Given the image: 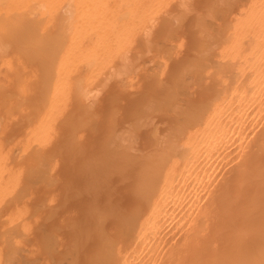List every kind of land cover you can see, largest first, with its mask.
Listing matches in <instances>:
<instances>
[{"label": "bare ground", "instance_id": "1", "mask_svg": "<svg viewBox=\"0 0 264 264\" xmlns=\"http://www.w3.org/2000/svg\"><path fill=\"white\" fill-rule=\"evenodd\" d=\"M168 1H170V0H0V56H2V57H0V59H5V58L8 59L9 56L11 58V54L9 52L8 53L10 55L8 54L9 56L8 55L5 56V54H7L6 50H10V48H12L11 50L13 52L14 51L18 52V50L20 48L22 50H19L20 54L17 57V59L20 58L21 55L23 56V55L27 54L25 56L26 57L28 56L32 60L31 59L30 60L27 59L28 57L27 58L24 57V58H25V60L27 59V61H29V62L32 61L31 63L28 62L30 65L31 64L32 65L35 64L36 61H37V63H40L41 61L44 60L46 62L45 63L43 61L44 64H46V66H49V65H47L48 61H46V59L52 61V62H50L51 63V65L49 66L50 69H48L47 67H43V66H45L43 63H42V66H40V68L34 69V71L35 70H40L41 71L43 69L45 72L48 69L49 71L47 70V72H51V74L50 73H45L47 75V76L45 75V78L49 77V75H50V78L49 79L47 78L48 79V83L47 82L45 83V81L44 82L42 81V80H47V79H44V77L41 80L43 82V84L44 83H45V85L47 84L46 87H41L42 91L43 92H44V90L46 91V88H47V91H46V93H44V95L46 94L45 96H43V92L41 91L42 92L41 96H42V98L43 97L44 98H43V100L40 103V106L38 108V112L36 111L37 115L34 114L36 117L34 116L33 119L31 118V120H30V118H28V117H30V115H29L30 112L28 113V111H30V110H28L30 107H28V109L26 108L28 111L26 110L25 113H24V109H25V106L27 105V103H25L26 105L25 104L22 105L26 101L30 104V101H29L30 100L29 99L30 96H28L29 98L25 99L26 101L23 99L25 97V95H27V92H28V91H26V89L28 88L27 86L31 84V83H29V84L27 83V82H29L30 78L29 79H24V80L22 79L23 75L26 74L25 69L27 70V68H29L28 64H26V62H24L26 64L25 66H27V68L25 67V69H24L25 72L24 73L19 74L21 78L20 79L17 78V79H19V81L21 80L20 82H22V80L24 81V83L23 82L22 83H18L17 82L20 85V88H18L19 90L17 89L19 91V93L20 92H22V93L26 92V94L23 93L24 97L21 98V94L22 93H20V94L17 93V90L15 91V93L12 92V91H14V89L11 91L12 92L11 94L10 93L8 94V92H10L9 89H7L8 91L5 89L7 93L3 92L4 88L2 89V87L5 84L2 85L4 81L0 80L1 81L0 84L2 85V86L0 85V90H1L0 91V96L6 95V96H2V98H5V100H6V97H7V101H8V99L10 101V102H7V101L2 99L3 102H4L3 103L4 104V110H7V112L4 111L3 113L4 114L7 113L6 114V118L7 119L5 120V118L4 119L2 118L0 120V123H2L1 121L7 122V126L9 128L11 126V128H12L13 125H11V124L14 122V119H16L18 117L13 118V121H12L11 118H10V117H13V116H10L11 113L14 114L16 112V114H17V111L19 110L18 111L19 113L16 116L20 115V117H21V114H22L21 112H23L24 117H25V114H27V113L29 115L27 117L28 121H29V124L27 126L28 128H26V132H25L24 138L20 142L16 140L17 144L15 142H13V141H15V139H14L15 137H13L14 140L11 139V138H8V140H7L5 137H3V136H7L6 132L9 133V136H10V133H11L10 131H8V129H9L8 127L7 128L5 127L7 130H5V128H3V125L6 126V123L5 124L3 123V124L0 125V127L5 130V132H3L4 130L0 129V134H1L0 138L2 137V141L0 140V203L1 204L4 201V198H6L7 195L12 193L11 191L15 187H17L16 185L18 184L19 179H20L19 178L20 177L19 176L20 175L19 174V170H20L19 167L21 166L20 163H19V167L17 168L19 170L15 169L14 166H15L16 163L14 162L13 167H11V165L13 164V160L11 162L9 158H11V155H16V154L9 153L10 151L12 152L13 149L11 148L12 150L11 149L9 150L8 148H10V146L7 147L8 145L5 146V145L2 144V142L5 141L6 144L7 143L9 144V143L12 142L13 145L15 144L16 146L18 145V142L22 143L23 145L21 144V146H23V148H20L18 150H20V151L22 150L23 153L26 152L25 149H28L27 147L31 148L32 146H35V145L38 147V149L36 147H33L34 148L33 150L36 151L35 153H37L36 154L37 156L31 157V158H33L35 160V158L40 155L38 157V159L39 158H41V159L40 160L36 159V160H38L39 163L35 160V163L37 165H39L38 168L36 169V164H34L35 167L30 165L31 168H30L29 165H28L29 168L26 165V167L28 168L27 172H29V169H30V171H32L31 169L34 167L33 168L34 172H32V173L30 172L31 175L33 174V176H30V174L27 173L26 171H25L26 173H24V171L22 172L20 170V172H22L25 175L24 176L21 173L23 178H24V180H27V181H25L26 184H29V185L25 186L24 182L21 184V181L23 180L22 176H21L22 180L20 179L21 181H20V184H18V185H23L22 188H25V190L24 189H22V190L24 192V191L30 190L29 189V188H31L30 184L31 185L32 184L33 185H35V184H43V181H46V179L48 178V176L45 173V170L47 169V165H48L47 162H49V161H46L48 159V158H46V157H48V154H45L46 153V149L42 150L43 148H46V147L41 148V146L44 145V143L46 141H47L46 143H48V141H50V144H51V140L53 139L52 137L54 136V133H55V127H53L52 124H55V126H56L57 124H59L61 122V121L58 122V120H60V117L61 118L64 117L65 113H63V112H65V111L64 110L62 111V109H64L65 106H66V103H65V101L67 102L66 99L71 98V100L69 99V102H67V105L69 106L70 104H72V102H70V101H74L75 99L79 98V97H77L78 94H79V96L81 95L83 97H84L85 94L87 95L88 92L85 93L84 90L86 88L88 89V87H90L89 84H88L89 86L87 85L86 81L82 80L83 78L80 79V77L77 76V73L79 72L78 70L80 68H82L81 65L83 64L82 65L83 67H85V65H86V71L85 72L88 71L87 72L88 74L90 73V75H91L92 72H95V73L92 74V75L95 74L93 76V78H91L90 75H87L86 78H85V76L83 74L84 80H88V83H89V80L97 79V80H94V81L98 82V79L100 80L101 79L100 77L105 75L103 73L108 71L107 70V71L103 72L102 73L103 75L101 76L100 75L101 74L100 71L104 70V69H101V68H104L103 66H106V64H107V66L111 65V67H113L112 66L113 61L114 62L117 61L119 55H120V57L122 56L121 54H119L121 52L120 50H119L120 52L118 53V49H122L124 47L122 49V51L125 49L124 52H123L124 54L122 53L123 54L122 57H124V58L121 57L119 60L120 61L124 60L125 62L127 61L126 65L128 64L127 66H129V67H126L123 61H122L123 62V64H122V62L120 63V61L118 60V64L119 65L121 64L120 65L121 67L119 65H117L116 62H115L116 64L113 63L114 66L117 65V66L120 67V68L118 67V69L116 67H113V69H115V70L117 69L116 73H118L120 70L124 69L123 70L124 74L120 75L121 74L120 72H122V71H120L118 75H120L121 77L116 76L117 74L115 72H113L115 70H113L112 68H111L112 70H110V67H108L109 68L108 72H110L109 74H111V76H112V72H113V76L111 78L114 77L115 79H117V80H115V82L117 81V84H119L120 86H122L121 84H123V83L126 84V85L123 84V86L125 85L123 88L121 87V89H123L122 90V92H123L125 87L127 86V83L124 80H120L121 82L123 81V83H120L119 79L120 78L123 79V75H125V73H127L126 71H128V73H129V70L133 69V67H134L133 64H135V68H136V66L138 67L137 63H135V62L139 61L137 59H136L137 61L136 60L134 61L131 58V56L129 55L130 52H131L130 46H128L129 49L127 50L126 47H125V46H127L126 43H130V42H128L129 38H131L130 36L131 35L134 36L135 34H137L135 32H137V30H139V29L140 30L144 29V31H146V29H147V33H148V31L151 32V30H148V28L150 29V27L154 26V27H152V29H155V27H156L155 25H157V23H159V22L156 21L157 19H154V18H157V16L155 17V15L157 14V12L161 11L160 8L163 7V5L165 7H166L167 4L171 5L170 3H167ZM172 1L173 0H171L170 2L175 4V2L177 3V1L180 2L182 0H176V1H173V2ZM186 1H187L186 3H188L189 0H186ZM213 1H212V4H213L212 7L210 5H208V6H210V7H208L209 9L213 8V6H214V10L211 9L210 11H219V10H221L222 12L219 11V13L221 12V13L226 14V15L223 14L225 16V19H226V20H224V17H223V21H225V22H227L229 24L230 21H227V19H228V16L230 17L231 15L228 14V12H229L228 10L226 11V6H223L224 4L221 1L222 6L219 9L220 4H215L214 5V3L215 2L219 3L220 1L216 0V1H214V3H213ZM233 1L235 2V0H233ZM113 2H114V4H113ZM246 2H248V4L246 6H245V4L242 5V4L238 3V4L242 5L245 8H244V10H242V9L240 10L241 13L239 15L237 14V13H239L238 12L239 10L237 11V13L235 12L237 17H234L235 19H234V21L231 24H229L230 25L229 27L226 24L227 25V29L224 28V27H226V25L223 24L222 20L221 21L219 20V23L222 22V24L224 26H221L222 24L220 25L218 23V21H217V24H219V26L216 24L217 27L216 26H214V27H216L218 31H219V27L222 30L225 29V30H223L221 32L217 31V33H219V35L217 34L218 36L214 33V31L216 29L215 28L214 29L210 28V27L213 26L212 23L213 22L216 23V21L213 20L212 23L211 22L209 23L212 26H208L209 20H208V22L206 20L207 19L206 17H208V16H209L208 18L211 19V17H213L212 15L215 16L212 19H216L217 13L212 12V14H211V13H209L210 11H208V9L207 10L204 9L205 11H208V13L205 12L204 15L203 14L200 15L201 16L200 18H199V16H197V19H198L197 22L200 23L201 20H199V19L204 17V19L203 18L202 19L205 20L206 25L204 23H202L203 20H202V22L200 24H203V26L205 25L206 27L204 26L205 27V28L203 27L204 29H202V28L199 29L200 26H202V25H200V26L198 25L199 26V28H198L199 30L198 29L196 30L197 27L195 26L196 27L195 28L196 32H198L200 30L205 31V32L200 31L199 34H198L199 36H201L200 34H202L201 39L198 37V39L201 40L200 41L201 43L197 46L198 48H201V49H199L200 51L198 50V52L199 53L202 52V55H200V54H198V56L196 55L197 58L199 57L198 59L196 57H195L196 59L194 57H192L195 60L190 58L191 59L190 61H188V62L185 61V62H187V66H186V64L184 62L185 65L182 64L183 67H178L175 70L178 73L177 78H176V75H175L176 74L175 71L173 72V73H175L174 74L175 76H173V77L176 78V80L179 79V82H182V84L179 85V84H177L178 82L173 81L174 80L173 78H172V80H171V78L170 79L168 78L169 81L171 80L170 83H168V84H171V82L173 81L174 83L176 82L175 84H177L178 87L180 86L181 88H184L186 86L185 89L188 90V91L186 90V92L189 94L190 93L189 92L190 91L189 87L192 86V88H193V86L195 84H196L195 86H197V87L200 84H206L207 83L206 80L208 81L212 77V80L211 79L210 80L213 81V82H211L209 80V84L211 85V83H213V86H211L209 88L208 87L209 84H206L204 86L202 85V87H200L201 85L198 87V89L202 88L201 89L202 91L206 88V90L209 92L208 95H210V98L207 100V102L203 101L205 103L201 102L200 103L201 105L195 106V105H193L194 104L193 103L194 102L193 101L194 97H193L192 98V101H193L192 104H190L191 102L187 101V102H189V103H187L188 104L187 105L185 102H186V100H190V99L188 98L189 97L188 94H187V97L184 96V95H186L185 89H183V90L178 89V87L175 84H173V85H175V87L167 89V87L165 88V86H163L166 83H163V85H161L162 83L160 84V82H162V81H160V78L157 77L159 79V81L157 80L159 85L163 86V87H161L162 91L159 90V92H161V94H162V92H164V93H166V91L168 92V93H166L167 95H165L163 93L165 96L162 94L165 98H163V96L161 94H158L159 100H158V97H157V99H155L156 96H155V98H154V96L153 97L151 96V99H149L151 103L149 102V100H147L148 102L146 101L150 105L149 104H144V109L143 110L141 109V108H143L141 106L140 109H139L141 111H138L139 113L137 112L136 113L137 115L135 114L136 118H135V116L133 114L134 122L130 121L132 123H129V126L126 125L127 127H129L127 130L124 127V129H123L124 133H123L122 130H121L122 132H120V131H118L116 129L117 127H114L116 125V121H114V117H113V120L112 119L109 120L110 122L114 121L112 123H114L115 125L111 123L112 126H110V129L114 128L115 131L112 129L111 131H112L113 135L109 134L108 138H110V136H112L111 140H113L115 137L120 138V136H118V135L124 134L123 136L121 135L122 136L121 138L124 137V139H125L126 137H128L130 139H128L127 141L125 140V142H124L123 139L118 140V138H117V140H115L116 139L115 138L114 142L112 141L113 144H111L110 142H108V141H111V140H109V139L107 140L105 138L106 141L103 140V142H101V143H104V144L105 143L108 144V146H105V147L103 146L104 148H107V150L104 149V153L103 152L102 153L105 154V152L108 151L109 153L106 152L105 156L108 155L109 157H108V159L102 160V159L99 158L100 156L101 157L103 156V154L101 153V155L99 154L98 157L95 156L98 159L93 158V159L97 160V162L96 161L92 162L94 160H92V161L90 160L91 162L87 160V163L89 164V165L86 164V166L89 167L87 174H89V173L92 174V176H90V175L89 176L91 178H93L94 180L91 181L90 177H89L90 179L86 178V180L90 181V183H89V181H86V184L88 183L87 184L88 185L87 189L90 186L89 190L86 193H88L89 191L92 190L91 186L98 187V185L96 184V183H98V180L95 179L96 177H99L98 175L103 174L102 176L99 177V178L102 177V180H105L104 178L108 179L110 177H112L111 178V180H112L114 177H119V176H120V179H121L122 175L125 176V171H126V174H127V172H128L127 170L131 169L134 172V174H132L133 172L131 173L132 175H134V176L131 175L132 176L131 179L134 178V180H135V182L133 181L134 186H135L134 194L136 193L135 194L137 196L136 199L137 200L139 199L138 201L140 203L145 204L146 208L144 207L145 209L141 211L142 206H140L141 209L139 207H137L138 210H133L132 214L129 217L121 215L122 213L120 214V216H118L121 219L120 222L117 225L118 229L116 228L117 231H118V233H117L118 234L117 235L118 238H116L114 240L113 239L111 240V237L109 238V237L106 236L105 239L107 241L105 239L102 240V242H104V243H102V248H99L98 250L96 249L94 251L96 253V255H94V256H97V258H98L97 253L98 254L102 253L101 254V260L99 259L100 260L99 264H166V263H173L174 261H177L179 258L181 259L182 257L183 258H188L187 255L189 253H190V255L192 253V255L189 256L190 260H189V258H188V260L185 259V262L187 260V261H190L191 264H192V262H191L192 261V259H191L192 256H193L192 258L194 260L193 263L195 262L196 264L197 263L198 264H264V174H263V172H264V168H263L264 167V162H263V159L260 160V158H259V156H261V158H262V155H263V152H264V0H246ZM246 2L244 1V3H246ZM182 3L184 4L185 2L182 1ZM182 3H180V4L178 3V4L180 6H182ZM186 3L184 4V6H186ZM210 3H211V0H210ZM236 3L237 2H235V5H233L234 7H236ZM65 4H66L67 8L70 11L68 9H66V11L63 9L64 7H66ZM218 5H219V7H217L216 10H215V7L218 6ZM184 6L181 7L183 11H184V9H183ZM187 6H189V5H187ZM167 7H169V6H167ZM190 7H192L191 3H190ZM61 8L65 11L64 13H63ZM119 8H120V11H119ZM121 8H124V9H121ZM188 8L189 7H187V9ZM222 8H224V9H222ZM187 9L185 10L186 13H187V11L189 12V9L188 10ZM227 9H228V7H227ZM164 10H166V9L164 8ZM194 10H196V9H194ZM235 10H237V9H235ZM61 13H63V15L66 17L65 18L66 20L64 19L65 21L62 19V18H64V16ZM161 13H162V11H161ZM182 13H179V15H181L180 18L184 17L182 15ZM199 13H201V12H199ZM235 13L233 14V16L235 15ZM65 14L69 15L68 18H67V16ZM183 14H185V12ZM187 14H185V15L187 16ZM206 14H211V16L210 15L206 16ZM227 14H228V16H227ZM162 15L168 16L167 13L166 14L163 13ZM179 15L175 16L174 18L178 19ZM219 15H221V14H218V16H217L218 19L219 18L222 19L221 16H219ZM159 16H161V14ZM159 16H158V18H159ZM153 19L156 22L155 24L152 23ZM170 19L172 20L171 17H170ZM184 19L186 20V17ZM177 21H179V19ZM65 22H67V23H65ZM149 22H151L150 24L151 25L153 24V25L150 26L148 24ZM59 24L61 25L60 27H59ZM147 24L149 26H147ZM55 25H58V27L60 29L56 28L57 29V33H53L52 34V32H50V29H52V27L55 26ZM170 25H171V23H170ZM58 29H59V32H58ZM207 29H208V32H210L211 29H212L211 32H212V34H215L214 35L215 37H213L212 34H210L211 32L210 33L206 32ZM140 30H139L138 34L136 35L138 37H139ZM169 30L172 31L173 28L171 27V29H169ZM33 31H35V33ZM53 31H54V29H53ZM161 31H163V30H161ZM166 31H168V30H166ZM224 31H226V33ZM168 32H169L170 35L174 34L173 32H170V31H168ZM204 33H205V35L207 33H208V35L210 34L208 37L212 36L213 39L212 38L210 39V41L212 42V45H216V44H218L217 42H221L220 45L219 44L217 45V49L215 48V46H211L210 47L204 42V40L207 37V36L204 35ZM221 33L224 34L223 35L224 37H222L223 40H220L221 39L220 38L219 39L220 41H219L217 37H219ZM144 34H146V33H144ZM144 34L143 33L141 34L142 37L144 36ZM150 34H152V32ZM150 34L148 35L149 41L151 39L150 38L151 37ZM138 37L136 38L137 41L135 40L136 42L134 41L133 38H131L130 40L133 39V41H131V43L135 42L134 44H137L139 42L138 41ZM37 38L38 39L40 38V40L43 38V39H46V41L43 40V42H42V40H41L40 41L41 43H40V42H38L39 41L38 40L37 41L38 43L36 42L37 43L36 44L34 41H36ZM139 38H141V37H139ZM146 38H147V35H146ZM216 38H217V40H216ZM198 39H197V41H199ZM214 39L217 42L216 41L213 42ZM7 40L11 41V43H15V45H13V44H11L9 42H6ZM47 40H48V42H47ZM50 40H51L52 43L51 42L49 43ZM44 41L47 42V44L48 43L51 44V45L48 44V46H51V47H48V48L46 47L45 48V46H47V45L45 43V46H44ZM143 41L145 42V40H143ZM147 41H146V43L148 44ZM169 41H171L170 42L171 44H173V42H174V41L172 42L171 38H169ZM169 41H168V43H169ZM207 42H209V39H208ZM8 43H9L10 47H8ZM33 43H35V44L32 45ZM39 43H40L41 46H44V48L46 50L43 47H39L40 46ZM131 43L128 44V45H132ZM149 43H150V47H149V45H147L149 47V50H148L149 54L150 53H154L153 50H154L155 47H151V44H153V41H152V43L151 42H149ZM164 43L162 45L159 43L160 44L159 45V49L163 50V52L166 53L165 54L166 56H169V53L167 55V52H168L167 49H163L165 47V45H167L168 43L166 42L165 45H164ZM210 43H208V44H210ZM140 44H142V43H140ZM171 44L169 46L170 50L172 48ZM11 45H13V47ZM36 45H38L37 46L38 48L36 47L37 50L35 48ZM181 45L182 44L179 43L180 47H182ZM15 46H17L19 48H15L16 50L15 49L13 50V48ZM31 46L33 48H35L34 49L35 51L31 48ZM152 46H154V44ZM156 46H158V45L156 44ZM160 46L162 48H160ZM175 46H176V43H175V45L173 47L175 48ZM145 47H144V49H145ZM148 47H146V48H148ZM212 47H214V49H216V50H214ZM7 48H9V49H7ZM30 48H31L32 51L29 50ZM165 48H167V46ZM177 48L174 49L175 52H178ZM211 49H212V52H214V54H216L215 56L211 52ZM11 50H10V52H11ZM116 50H117V52H116ZM155 50H156L155 52H157L156 48H155ZM28 51L29 52H33L34 51L35 55H32L33 53H31V55L33 57H30V55H28L29 54ZM128 51H130V52H128ZM174 51H171V52L169 51V52H170V54L173 53L175 55ZM196 51H197V49H196ZM215 51H216V53H215ZM23 52H24V54H23ZM114 52L118 53L117 54L118 57L115 55ZM125 52L129 53L128 54L129 57L125 58V56H127V53H125ZM158 52H159V50H158ZM46 53H48V54H46ZM41 54L45 55L46 58L45 57L42 58V56H41V59H43V60L40 61L39 59H40V55ZM143 54H144L143 61H145L146 56L149 55V54H147V55H145V53H143ZM154 54H155L154 56H156L158 53L157 54L154 53ZM159 54H160V52H159ZM47 55H48V57L50 59L47 58ZM112 55H115V58H117V60L113 59V61L111 63L109 61H111V59L114 58V56H112ZM174 55H172V56L175 57ZM176 55H178V54L176 53ZM211 55H212V60L210 59ZM13 56L14 55L12 54V57ZM149 56L154 57V56H152V54L149 55ZM213 56L215 57L214 58L215 60H213ZM38 57H39V59H38L39 61L38 60L35 61V59H37ZM141 57L143 58V56H141ZM156 57H155V60L157 59L159 64L156 66L154 64H156L158 62L155 63V60H153L154 62L151 61V63H154V64L151 65L154 68V71L153 70L152 71H153V73L154 72L156 73L155 68H157V67L159 68L160 67V69H158V70H160L159 72H158L157 69L156 70H157L158 74L161 75V74H163L165 72L164 68L166 67L165 69H167V70H168V68H167V65H165L166 64L165 60H164L165 62L163 61L164 63L160 62L162 60V58L164 59V57H162L161 55H158V57L161 60L160 59L158 60V57L157 58ZM173 57H171L170 60H173L174 59ZM188 57H190V56H188ZM109 58H111V59H109ZM129 58L132 59L131 63H133V61H134V63L131 65V67H130V62H129L131 59H129ZM137 58H139V57H137ZM169 58L167 57L165 59H169ZM14 59H15V56H14ZM150 59L148 61H150ZM13 60H10L11 62H9L10 63L9 66H7L8 65L7 63H5L6 59H5V61L4 60H0L1 64L4 61L2 66L5 67V70H6V66H7V69L9 67V69H8L9 72L8 73H10V74H11V72L13 73L14 71H18L17 69H19V67L17 69H15V70H14V68H12V71H10L11 70L10 66L15 67L16 60H14L15 62ZM192 60L195 61V62L191 63ZM8 61L9 60H7V62ZM12 61L14 62V65L13 64L11 65ZM108 62H109V64H108ZM208 62H211L210 63L211 65ZM104 63H106V64L104 65ZM17 64H18V62H17ZM20 64L21 63H19L18 65H20ZM40 64H38V67H39ZM143 64H144V67H145L146 63L143 62ZM122 65H123V67H122ZM148 65H149V63H148ZM168 65H169V63H168ZM21 66H20V69L23 68V66H22V68H21ZM77 66H78V69L76 68ZM124 66H125V68H124ZM151 66H148L150 68H148V67L146 68L147 71L145 70L146 73L149 74V75H150L151 72H149L148 69L151 70ZM188 66H190V67H188ZM41 67H42V69H41ZM90 67L92 68V70L90 69ZM140 67H142V65ZM140 67H138L140 70L144 68V67L143 68H140ZM161 67L162 68L164 67L163 71L161 70ZM186 67H188L187 68L188 71L186 69H184V70L182 69V68H186ZM35 68H36V66H35ZM44 68H47V69L45 70ZM74 68H76V70L78 72H76V70ZM87 68H89V69L87 70ZM128 68H130V69H128ZM138 68H136V69H138ZM73 69L76 72L74 74L76 75V77H78V80L79 79H80V81L82 80L83 81L82 84H84V82H86L85 85L87 87L85 85H83V87L85 86V89H83V90H81V88H83V87L81 85H79V81L78 80H77L78 81V83H77L78 85L76 83H74V84L77 85L76 87H79V88L81 87L80 88L81 92L80 91H76L75 87L72 90H70L71 89V84H73V83L70 82L69 78L71 76L68 77V75H69L70 72L73 73ZM97 69H99V70H97ZM125 69H127V70L125 71ZM136 69H134V71L130 70L131 73H129V75L131 74L130 75L131 77L133 75L132 72L135 73ZM139 69L137 71H139ZM144 69H143V71H144ZM178 69H181L182 71L181 70L180 71L182 73L179 72ZM8 70H6V71H8ZM29 70H27V72H29ZM80 70H83V69H80ZM96 70L99 71V72H97V74L100 73L99 74L100 77L98 76V78L95 77L96 76ZM31 71H32V69H31ZM83 71H80V72L83 73ZM143 71L141 70L142 73H143ZM161 71L163 73H160ZM183 71H187L188 75L183 73ZM40 73L41 72H39V74ZM155 73L154 74L151 73V75H153L152 77H154ZM191 73L197 74L199 76V78L197 77V75L196 76L195 75L194 76H190L189 74H191ZM39 74H37V76ZM43 74H41V75L43 76ZM109 74H108V76L110 77ZM28 75H30V73H28ZM28 75H27V77H28ZM78 75H80V74H78ZM138 75H139V73H138ZM164 75H165V73L163 74V76ZM169 75H171V74H169ZM179 75H181V76L179 77ZM32 76H35V78H37L36 75L32 74ZM88 76H89V78H88ZM108 76H106V78H105V80H107V81L109 80L107 78ZM145 76L147 77V75H145ZM155 76H157V73H156ZM186 76H190L189 78L190 79L193 78V79L191 80L192 82L190 81V83H189V78L187 77L188 80H186V84L184 85L185 82L183 83L182 79L186 78ZM209 76H210V78H209ZM133 77H134V75H133ZM152 77H151V79H152ZM194 77H195V79H194ZM1 78L2 77L0 76V79ZM5 78H6V76H5ZM9 78H10V76H9ZM9 78L7 77V79H9ZM35 78H33V79H35ZM71 78L73 79V77H71ZM111 78H110V81L108 83H110L111 81L114 80V78H113V80ZM129 78L130 77H128V81L130 80ZM141 78H142V76H141ZM197 78L199 80L201 78V81L199 82V80ZM206 78H208V79H206ZM7 79H5V80H6V83L7 82L9 83V85L8 84H6V85H8L7 87H9L12 82H10ZM76 79H73V80L75 82H77ZM103 79H104V77H103ZM124 79H126V81H127V78L124 77ZM133 79L131 78L130 81H132ZM144 79H146V78H144ZM148 79L151 80L150 78H148ZM164 79H166V78H164ZM105 80H104V83H103V85L104 84L105 85L104 86H98L99 87L98 90H97L96 87L92 88L93 87L92 85L95 84V82L93 81L94 82L93 83V82L90 81L91 86H92L91 89H93V90L96 89V91H94V92H96V96H97V93L100 90V87L101 88L105 87V86L108 87V84H106L107 81L105 82ZM161 80H162V78H161ZM195 80H198V81L195 82ZM204 80H205V83L202 82ZM11 81H15V78L13 80H11ZM101 81H102V79H101ZM101 81H99V82H101ZM154 81L157 82L156 78L154 80L152 79L151 82H154ZM165 81L166 80H163V82H165ZM36 82H37V80H36ZM133 82H134V80L131 82V84ZM155 82L153 84H156ZM193 82H195V83H193ZM25 83H27L28 85L25 84ZM158 83H157V85H158ZM14 84L15 83L13 82V85ZM18 84H17V86H19ZM21 84H22V86H21ZM43 84H41V85H43ZM128 84H130V83H128ZM32 85H33V82H32ZM32 85H30L29 87L31 88ZM133 85H136V84H132L131 85L132 89L135 88V86L133 88ZM159 85L156 86V90L158 89V87L160 89ZM73 86H75V85H73ZM131 86L127 87L128 89H125L126 93L129 92V89L131 90ZM206 86L208 87V89H207ZM30 88H28L27 90H30ZM162 88H164V90ZM102 89L107 90V88H102ZM136 89H139V88L137 87ZM210 89H211V91H209ZM206 90H204V92H206ZM30 91L32 92V88H31ZM30 91H29V93H30ZM88 91H89V93L93 92L92 90H88ZM181 91L182 92L184 91L185 94L184 93L181 94ZM192 91H194V90L192 89ZM198 91L200 92V90H198ZM72 92L74 93L73 94L74 96H75V94L77 92V94H76L77 96H75L77 98H74V96H72V94H71ZM131 92H132V90L130 91V93ZM211 92H212V95L210 94ZM16 93L18 94L17 98L15 97ZM68 93L71 94V95H70V97L66 98V96H69ZM135 93H137V92H135ZM37 94H39V93H37ZM180 94H181L182 98L184 97L183 99H185V97L188 98V99L183 101V99L180 98ZM9 95H11V96H9ZM124 95H127V94H124ZM191 95L192 94H190V98H191ZM8 96H9V98H8ZM18 96L20 97L19 102L17 100H15V99H19ZM92 96H91V98H92ZM134 96L135 95H133L132 97H134ZM160 96H162L163 100H160L161 99ZM178 96H179V98H178ZM37 97L39 98V96H37ZM88 97H86V98H88ZM145 97H147V96H145ZM10 98L12 100L14 99V102L16 101L18 103L15 102L16 103L15 104L13 101H12L13 103H11ZM86 98L84 97V102H86L85 101ZM93 98L95 99V96ZM116 98L115 97L113 98V101H112V103L114 102L113 105H116V102H117ZM147 98H149V97H147ZM21 99L24 100V101L21 102L22 101ZM152 99L154 100L155 103H152L153 102ZM177 99H178L179 103L180 102L181 103L184 102V103H182L183 106L181 105V103L179 104L177 102ZM79 100L81 101V97H80V99H78V103H79ZM144 100H146V99H144ZM32 101H31V103H32ZM82 101L79 103V104L82 103L81 105H79L78 103L77 104L79 106H82L83 103H84ZM87 101H89V103L87 105H90L91 107L94 106V105L92 106V103H90L91 100H87ZM20 102H21V104H20ZM75 102H76V100H75ZM91 102H93V104H96L93 100ZM5 103H7V104L10 103L9 105H7L8 108L7 107L5 108V105H6ZM68 103H70V104H68ZM77 104H76V106H78ZM84 104L86 105V103H84ZM97 104L95 106H97ZM195 104H198V103H195ZM113 105L111 106L112 108L114 107ZM184 105L186 106V108H188V109L190 108L191 111H189V110L185 111V109H184L185 106ZM0 106H1V100H0ZM71 106H69L67 112H69ZM189 106H191V107H189ZM2 107H3V105H2ZM91 107H89V106L87 107L86 106V108H85V106H84L83 108H85V109H81L80 107H77V109L80 108L79 111H81V110H85L86 111L87 108L89 110V108H91ZM65 109H67V108H65ZM77 109H75V110L79 113V111ZM11 110H13L14 112L10 113ZM90 110H92V108ZM90 110H89V113L92 112ZM162 110L164 112H160ZM32 111H33V109H32ZM61 111H62V113H61ZM113 111H114L113 114H116L115 113V109L112 110V112ZM154 111H155V113H154ZM158 111H159V114L162 113L164 115H165L166 112H168V116H167V114L165 115V117H169L168 119L173 118L175 120V118L173 116L174 115L179 116L180 117L179 119L177 117L176 118L182 122V123L180 122V124H175V123H179L178 121H176L177 119L175 121H173V119L171 121V119H170V121L172 123L175 122L174 123L175 126H174V125H172V123L170 121H169V124H167L168 120L166 121L167 122L166 125H168L166 128H168V127L171 128L170 125H172L174 127L172 128L171 133L168 132L171 129L169 130V129L165 128L163 130L162 128H164V127H162L161 128L162 129L161 130L162 131L161 134L163 133V135L165 136L166 133L164 134V131L166 130L165 132H168V135H169V133L170 134H172V133L176 134V138L179 137V139H176V138H174L173 136L170 135V137L174 138V139L170 138V139H167L168 140L167 141L165 139H166V137L168 135H166L164 140L167 141V143H166L167 145H166L165 148H163V150H160V151H158L159 150L158 147H159V145L161 143L160 142H159L160 144L159 143L156 144V143L159 141V139H163L162 138L163 136L162 135L159 136V138L157 140L156 139L157 136L155 135L156 134L155 131L158 129V127L160 125H158L156 123L158 125V127L156 126L157 129H154L155 131H151V130H153L152 127H155V125L153 124V123H155V122H153L155 119H153V117H155V115L158 114L157 113ZM86 112L88 113V111H86ZM86 112L84 113V111H82V113L84 115L83 114L81 115V113H79V115H81L82 117L85 116V118L84 117L81 118V116H79V115L78 116L80 118L76 117V115L78 113L75 112V115H74L73 114L74 112H72L71 114H73V115L69 114V115H67L66 119L65 118H63V119L66 120V122H68L67 121V119L69 118L68 116H70L69 121H71L70 120L71 118L74 119V117L78 118L79 120L82 119V121H80V123H79L78 119H74V120H78V124H80V125H78V126H80V127H78V130H79V128L83 129L82 125H81L82 123L85 124V122L89 121V125L90 126L87 125V127H89V129H92L94 126L96 127L97 125H95L93 121H92L93 124L91 125L90 119H92L93 117L90 116L91 118L89 119L88 118L89 117V113L86 114ZM94 112L96 113V110L93 111V113H92L93 116L95 114ZM59 113H61V114H59ZM62 114H64V115H62ZM85 114L88 115V116H86ZM152 114H154V115H152ZM164 115H163L162 118H164ZM3 116H5V115H3ZM56 116H59L58 117L59 119H56ZM137 116H139V118H137ZM148 116H150V118L153 116L151 118L153 120L151 121L148 118ZM181 116H183V117L181 118ZM95 117H97V116H94V118ZM156 117H158V116H156ZM8 118L11 120L12 123L11 122L8 123V121H9ZM27 118H26V121H27ZM97 118H96V120H97ZM159 118H161V117H159ZM83 119L84 120L86 119L85 122H84ZM115 119H116V117H115ZM64 120H62V121H64ZM148 120L151 121L152 123L149 124ZM24 121H25V119H24ZM94 121H95V119H94ZM56 122H58V123H56ZM66 122L65 121L61 122V123H63V124H61V126L67 125ZM110 122H109V124H110ZM25 123L24 122L23 123H19L20 125L18 124V125H16V127L18 128L19 126H21L22 124H25ZM95 123H96V121H95ZM9 124H10V126H9ZM73 125H75V124H73ZM144 125L145 126L148 125V127H150L151 130H147V132L148 131L150 132L149 135H151V134L153 135L154 134L153 138L156 137L154 139H155V141L156 140L157 141L155 142L151 138V142L153 141V143L151 145V150H154V148H152V146L154 144H155L154 147L156 146L155 150L151 151V153H148V150H146L147 152L145 151L144 153H148V154H146V155L144 154L143 155V153H141V155L139 156L140 150L137 149V151H135V149L137 147H135L134 144H136L135 142H137V139L140 136L139 134L141 133V132H139V133H136V132L140 131V129H141L140 127L141 126L144 128ZM152 125H154V126H152ZM22 126H24V125H22ZM22 126H21V128H22ZM67 126H70V129H72V125L71 124L69 125V122H68ZM75 126L74 127L77 128V124ZM13 127H14V129H17V128H15V124H14ZM51 127H52V130H54L52 132L53 134L50 133ZM84 127L86 128V124H85ZM11 128L9 130L13 129V128L12 129ZM24 128H25V126H24ZM145 128L147 129V127H145ZM87 129H85V130H87ZM75 130L73 131V133H76V134L72 135L73 133L72 134L70 133V135H72V137L74 136L76 138L77 132L79 133L81 131L80 130L79 131L78 130L75 131ZM95 130H96V128H95ZM136 130H138V131H136ZM159 130H157V131H159ZM113 131H114V133L117 131L118 135H115L116 133L114 134ZM144 131H145V129H143V134H144ZM93 132L94 131H92V133ZM125 132L129 133V135L126 136L127 133H125ZM5 133H6V135H5ZM49 133L52 136L49 135ZM114 135H115V137H114ZM137 135H139V136H137ZM157 135H159V134H157ZM136 136H137V139H135ZM72 137L70 136V138H72ZM77 137L80 138V136H77ZM4 138L7 141L6 140L3 141ZM63 138L65 139V137H63ZM70 138H68V139H70ZM132 138L134 139V141H131V140H133ZM9 139H11V141ZM48 139H51V140H48ZM18 140H19V138H18ZM70 140H67V144L70 147L67 144H65V143L64 144L67 145L70 150H72L71 147L73 148V145H75V148L73 149L75 151V149L78 148V147H76V144H78V143H75V142L72 141L73 144H72V142L70 144L69 143ZM78 140H77V142H78ZM129 140L132 143L129 142ZM164 140H161V142L164 141ZM53 141H55V140H53ZM118 141H119V143H118ZM126 142H127V144H126ZM11 144H9V145H11ZM79 144H80V148H82L80 142H79ZM150 144L151 143H149V146H150ZM54 145H56V144H54ZM16 146H14V147H16ZM19 146H20V144H19ZM19 146H18V148H19ZM56 146H58V145H56ZM136 146H137V144H136ZM160 146L163 147L162 144ZM63 147L65 148L64 145H63ZM161 147H160V149H162ZM35 148H36V150H35ZM39 148H41V149H39ZM56 148H58V149L54 148L55 150L53 149L52 152H51V153L54 152V158H55L56 151L61 149V147H60V149H59V147H56ZM80 148L78 150H80ZM156 148H157V150H156ZM5 149H7L8 152ZM16 149H17V147H16ZM83 149H85V148H83ZM33 150L31 149L30 150L31 153L29 152L31 154V156L34 154ZM37 150H39V151L42 150L43 152L38 154L39 151H37ZM28 151H29V149H28ZM74 151H73V153H74ZM110 151L111 152L112 151L115 152L116 155H114L115 156L114 159H113V157H110V154L113 156V153H111ZM136 152H138V153H136ZM261 152H262V154H261ZM23 153L21 152L19 154H21V156H22ZM42 153H44V154H42ZM48 153H50V152L48 151ZM51 153H50V157L49 158L54 159L53 156L51 155ZM76 153H79V152L76 151ZM81 153H83V152L81 151ZM19 154H17L18 158L21 157V156H19ZM60 154H61V150H60ZM68 154H70V153H68ZM43 155H45L46 157L43 156ZM8 156H9V158H8ZM17 156H16V158H17ZM27 156L29 157L30 155L28 154V155H26V157ZM42 156L44 157L45 161L43 160ZM69 156L70 155H68V157ZM75 156H76V154L74 155V157ZM13 157H15V156H13ZM13 157L11 159H13ZM24 157H25V155H24ZM24 157H22V159ZM61 157H63V156H61ZM65 157H66V152H65ZM263 157H264V155H263ZM103 158H106V157H103ZM111 158L116 162V164H115V162L112 161ZM99 159L102 160V161H99ZM49 160H51V159H49ZM109 160L111 161V163H109L110 162ZM233 160L235 161V163L237 162V167L235 166L236 164L233 166V168L235 167L234 170L235 169L237 170L236 171L237 175H235L236 172L234 173V171H229L231 169L233 170L232 167L230 169V165L232 166L231 163H232ZM7 161L9 163H11V165L9 163H7ZM30 161H32V160H30ZM51 161L52 162L51 163L49 162V163L51 165L53 164L52 168L54 169V165H55L54 161H56V159L55 160H51ZM84 161H86V160H84ZM19 162H20V160H19ZM40 162H42V163H40ZM43 162H46V163H43ZM73 162H74V160H73ZM112 162L114 164H112ZM90 163H95V164L93 166ZM8 164L10 165L11 168L9 167ZM102 164H103V166H102ZM110 164H112V165L110 166ZM17 165L18 164H16V166ZM83 165L85 167V164H83ZM91 165L94 167V168H92V170H90V167H92ZM95 165H97V167ZM112 166H113V168L115 170H116V167L120 168V170H119L120 172L119 171H115L114 169L112 170L111 169ZM45 167H46V169H45ZM95 167L97 169L98 168H100V169L96 170ZM105 167H107V168H105ZM262 168H263V172L261 174L260 170ZM13 169L17 170V171H14ZM22 169H23V167H22ZM50 169L48 167L47 171L48 172H50L51 170L53 171V169H51V170ZM85 169H86V167H85ZM104 169H105V172H104ZM110 170L115 171L117 174L118 173L119 174L116 176V174L114 173V175H113V172L110 171ZM95 171L97 172V174L95 173ZM99 171H101L100 172L101 174L99 173ZM35 172H36V174H34ZM82 172H83V170H82ZM110 172H111V174H110V177H109L108 173H110ZM227 172L229 174H227ZM94 173L97 176L93 175ZM121 173H122V175H120ZM233 173H234V175H233ZM104 174H106V177H105ZM230 174H231V176L228 178V175H230ZM44 175H46L47 178H45ZM48 175H51V174L49 173ZM128 175L130 176L129 172H128L127 176H125V178L128 177L129 179L126 178V180L124 182L127 181L128 183H130L132 180L128 181V180H130V177ZM26 176H28V177H26ZM75 176H73V177H75ZM217 176H218V178H216ZM219 176H220V180L218 181L217 179H219ZM233 176L234 177L236 176L237 178L236 177L234 178ZM260 176H262L263 178L261 179ZM31 177H32V179L35 178L36 180H32ZM36 177H39L40 179L36 178ZM224 177H225V179L227 177V179L229 181L231 180L230 178H232L234 181L237 179L235 184H236V186L238 188L237 187H235V188L238 189L239 192H240L239 189L243 190V188H248V187L250 188V190L249 189L246 190V196L245 197H243L242 195H237V196L234 197V200L230 199L231 198V196H230L231 192H229V194H226L227 197L223 193L225 191L224 188H226V187H224V185L226 184V181H225ZM28 178L30 180L29 183H28ZM50 179H51V177H50ZM223 179H224L225 183H224ZM78 180L80 181V178ZM95 180H96V182H94ZM111 180L109 181V179H108L109 184H110ZM233 180H231L232 184L230 183L231 181L230 182L228 181L229 183L228 182L227 183L229 185L226 184V186L227 187L230 186V185L233 186ZM34 181H36L35 184L33 183ZM51 181L52 180L46 181L44 185H46L48 182L50 183ZM221 181L224 184L221 183ZM37 182H39V183H37ZM93 182L95 183V185L93 184ZM104 182L106 183L107 181L105 180ZM49 183L47 184V186L49 185ZM100 183H101V181H100ZM253 185L256 186V189H253V187H252ZM110 186L111 185H109V187L108 186L107 187L111 188L110 191H112L114 188L112 189V187H110ZM232 186H231V188L234 189V187H232ZM27 187H29V188L27 189ZM94 187H93V189H94ZM102 187H105V186L102 185ZM66 188H68V187H66ZM228 188L226 190L230 191V189H228ZM16 189H17L18 192L16 194H13V195H15L14 196L15 200L18 199L19 201L18 200H16L15 202L12 201V203H14V204L10 205V203H9L10 201L7 202L8 201L7 200L8 198H7L6 199L7 201L5 200L4 203L7 202V204L10 205V207L11 206H13V207H11L10 211L7 213L6 220L4 219V216L2 214H3V212H7V210H9V207H8L7 204H6V206H4L5 204H3V206L5 208L8 207L6 209L5 208L3 209V206H1V209L5 210V211L1 212V214H0V217L3 220V221L2 220L1 221L4 224L6 222L8 223V227L5 228V229H7V231L10 232L8 234V238L10 236V239H11V236H12L11 234H13V233H20V234L22 233L23 235L25 234V236H22V237H26L27 233H31V231H32L31 230V227H32L31 223L33 225V222H31V220H32L31 218L35 217V219H34L35 222L34 223H38L39 219L36 220V216L38 218L39 217L38 214H41L40 212H38L39 210H37L35 207H34L35 211L30 209V208L28 209V207L25 204H29V202L27 203V201H26V202H24L25 204L21 203V201L24 198H25L24 200H26V198L28 196L32 195V194L29 195L30 191H28V195H27V192H26L25 194H23L24 196H22V194L19 193L20 187H19V189L18 188H16ZM101 189L102 188H100V190ZM22 190H20V192H22ZM77 192H78L77 193V197L75 196L76 193L74 194V197H76V198L82 197L81 196L82 194H80L81 191L80 192L77 191ZM91 192H96V191L94 190V191H91ZM104 192H106V191H104ZM227 192L225 191V193H227ZM96 194L99 195V193H97V192H96ZM132 194H133V192H132ZM236 194H237V192H236ZM20 195H21L22 200H20L21 198H18ZM25 195L27 197H25ZM218 195H219V197L220 196H222V197L219 198ZM228 195L230 197H228ZM88 196H90L89 193H88ZM212 196H214V198L217 197L216 201H214ZM8 197H10V195ZM95 197H94V200L96 199ZM211 197H212L213 200H211ZM60 198H62V197H60ZM89 198H91V197H89ZM89 198H87V199L89 200ZM73 199H75V198H73ZM47 200H49V203H50L52 198H51V200H50V198L47 199ZM208 200H209V202L207 203V205H208L209 210L212 207H214L212 210H215V208H218L217 211L220 210V212H217L216 210H215V212L217 214L221 215V216L224 215V216L227 217V215H225V214H230L234 210V212H233L234 215L231 214V217L228 216V218L230 217L229 221L227 220L228 222L226 220L222 219V221L224 220L223 221L224 223L227 222L228 224H229L230 221L234 220V221H232V223H234V224H230V225L227 224L228 229L230 228V230H232V233H231L232 236H230L229 233H228L229 235L227 234V236L232 237V238L229 237L231 239V242H229L227 240L228 242L222 248H221V246L215 245V243L212 244V242H210V240H212L213 238L209 239V243L207 241L208 238H206V240L204 239L205 235L208 233V232L207 233L205 232V231H208V230H206V229H208V227L205 228V224H206V226L209 225L208 223H209L210 218L211 217L213 218V215L216 214V213L213 214V211H211L210 213L207 211L208 208H207V205L205 206V202L208 201ZM79 201H80V199H79ZM91 201H92V198H91ZM212 201H213V203L216 202V203H214V204H216V207H215V205L210 203ZM239 201H242L243 204L241 202V206L237 207L238 203H240ZM16 202H19V203L17 204ZM82 202H83V199H82ZM47 203H46V205H47ZM53 203L54 202H52V204ZM90 203H92L91 204L92 206L89 205L91 207V208L89 207V209L95 208L93 206V204L94 205L99 204V203L96 204V202L95 203L94 202H90ZM140 203H139V205H140ZM209 203L212 206H209ZM46 205H45V207H48ZM99 205H97V206H99ZM42 206H44V205H42ZM107 206L108 205H106V207ZM118 206H120V205H118ZM39 207H41V205L39 206V204H38L37 208L39 209ZM45 207L44 208H40V209H45ZM99 207L96 208V211L92 210L91 212H93V214L95 212L98 213L99 216H97V218L98 217L99 218L102 217V220H100V221L104 222L105 219L110 218V217L106 218V216H108L110 214V211L106 213V211L108 209L107 210L104 209L105 212L104 211L101 212L99 210L100 211V213H99V211H98V209H100ZM205 207L207 208L206 210H205ZM53 208H55V206ZM53 208H51V206H50V209H48V211L52 212L51 210H53ZM55 209H58V208H55ZM116 209H118V208H116ZM2 210H0V211H2ZM36 210H37V212H36ZM109 210H110V208H109ZM112 211L114 212V214H118V212L115 211L114 209ZM29 212H30V214L31 213H34V214L29 215ZM53 212L55 214V212H57V210H53ZM221 212H222V214H220ZM35 213H38V214L36 215ZM101 213H103L104 216H101L102 215ZM105 213H106V215H105ZM56 214H58V212ZM56 214L53 216L54 218H55ZM232 215L233 216L236 215L237 218L236 217L232 218ZM30 216H32V217H30ZM91 216H92V214H91ZM94 216H95V214L92 216L93 219L95 220L96 217H94ZM121 216L124 218V220H123V218H121ZM85 217H87V216H85ZM103 217H105V218H103ZM125 217H128V218H125ZM214 217L217 218L219 216H214ZM226 217H225V219H228ZM47 218H48V215H47L46 218H44V220H46L44 222H46L48 224ZM49 218L54 219V218H52L51 215H50ZM67 218H68V216H67ZM89 219H91V217L88 218V220ZM93 219H91V224H90L91 228L89 227V229H92V224H94V223H92ZM111 219H112V217H111ZM111 219H108L107 222L109 220L111 221ZM74 221L75 220H73L70 223H73ZM96 221H97L98 224L100 223V222H98L99 221L98 219H96L94 222L96 223ZM218 221H219V226L220 227L222 226V229H223V225H222L223 222L220 224V220L219 219H218ZM188 222H189V224H188L189 226L185 225L187 227H184L183 224L184 223L186 224ZM211 222H213V219L210 221V224H211ZM3 223L0 222L1 225ZM46 223H45V225H47ZM76 223H78V225H75ZM108 223H110V222H108ZM105 224H107V223H105ZM114 224H115V222H114ZM5 225L3 227H6ZM36 225H38V224H35V226ZM39 225H38L37 228H39V227H43L44 228V224L41 225V223H40ZM67 225H70L71 227H73V226H75V227L76 226H81V225H79L78 221H75V223H73L72 225L71 224H67ZM84 226L85 225L82 224V229H84L83 228ZM102 226H103V224H102ZM219 226H218V228H219ZM3 227L1 228L2 230H3ZM67 228H68V226H67ZM225 228L226 227L224 226V229ZM77 229H80V227L77 228ZM203 229H205V231ZM228 229H226V230H228ZM38 230H41V228L38 229ZM49 230H50V228H49ZM94 230L97 231L96 228ZM111 230H112V228H111ZM226 230H223V233ZM41 231L45 232L46 229L45 230H41ZM216 231H217V229L215 230V232ZM49 232H47V233L50 235L51 233H49ZM72 232H74V230ZM68 233H70V232L68 231ZM105 233L106 232L104 231L101 234H105ZM204 233H206V234L203 236ZM82 234L85 235V233L80 232V235H82ZM101 234L99 236H101ZM18 235H16V236L14 235L17 238L18 241L12 237L13 239L10 242L8 241L9 244L7 246V249H5V247H4V251L3 252H9L10 253V252H12V250H15V251L18 250L17 249V245H18V243H21V241H19L20 237H17ZM27 235L29 236V234H27ZM56 235H58V234L56 233ZM89 235L88 234L86 235V239L89 238L88 237ZM91 235H90V239H91ZM106 235H108V234H106ZM2 236L0 235V239L2 238ZM50 236H49V238H50ZM69 236L72 237L71 235H69ZM73 236H75V235H73ZM103 236H101V237H103ZM208 236H210V235H208ZM215 236H216V233H215ZM227 236L225 234V237H227ZM233 236H235V238H233ZM3 237H5V235ZM81 237H82V241H83L84 236H80V238ZM101 237H99V243H100V238ZM217 237H220V235L217 236ZM8 238H7V236L5 237V241L6 242H7ZM29 238L28 239L26 238V239L30 240ZM37 238H39V237H37ZM229 238H227V239H229ZM26 239L24 238V240H26ZM41 239L44 240V241H42ZM41 239H40V242H38V243L40 244L41 241H42V242H44L43 244L48 246V247L46 246V248H48V256H49V253H50L49 252V248H51V249L54 248L55 247L54 244L56 242H58V240L55 241V240H51L52 238H50V240L46 241V243H45V239H43V238H41ZM76 239H77V237H76ZM96 239H97V242H98V238H96ZM89 240L87 239V241L86 240H84V241L88 242ZM187 240H189V241H187ZM190 240H193L195 242L191 244ZM203 240H205V241H203ZM213 240H215V239H213ZM219 240H220V242L222 240V242L224 243L222 238H220ZM70 241H71V239H70ZM78 241H77V244L75 243V245H74V249L75 250L72 248L75 252L77 250H79V249H77L78 247L80 248V246L78 244L79 243ZM184 241H187L186 243H190V244H188L189 246L192 245L191 247L188 246L189 247V251H187V253H185V250H183L184 247H185L184 246L185 243H183ZM193 241H191V242H193ZM202 241H203V243L207 242V243L204 244L205 247L201 244ZM1 242L2 243L0 245L2 246L4 241H1ZM6 242H5V244L7 245L8 242L7 243ZM74 242H73V244H74ZM90 242H89V244H90ZM93 242H92V244H93ZM13 243H15V244L17 243V245L14 247V249H13V246L15 244L13 246L11 245ZM36 243H37V241H36ZM60 243H62V241ZM58 244H59V242H58ZM10 245L12 247L11 251H10V247H9ZM23 245H26V243H23ZM76 245H77V247H76ZM200 245H202L203 247L201 248ZM3 246H4V244H3ZM58 246L59 245H57V247ZM19 247L21 248L20 245H19ZM38 247L40 249H41V247L44 250L46 249L44 247V245H39V246H37V248ZM72 247H73V245H72ZM92 247H93V245H92ZM218 247H220V248H218ZM26 248H28V246ZM26 248L24 249V247H23L21 249H24L25 251L29 250V249L26 250ZM81 248H82V246H81ZM81 248H80V250H82ZM185 248H187V247H185ZM8 249H9V251H8ZM65 249H67V247ZM72 249H71V251H73ZM92 249L94 250V248H92ZM1 250H0V256H1L0 257V261H1V259L3 260V258L5 259V257H7L4 260L6 262V260H8L9 256L11 255V253L9 254V256H7L8 253H6V254L4 253L6 256L3 255L5 257L2 258L3 252ZM38 250L39 249H37V251ZM83 250H84V247H83ZM209 250L211 251V253L216 254V257H212V254L210 255V253H209L210 251ZM217 250H218V252H217ZM18 251L20 252V250H18ZM25 251H24V253H25ZM71 251L69 250V253L67 251V253L69 254V258L71 257L70 254H72ZM77 252H79V251H77ZM94 252H93V254H95ZM16 253H15L14 257L17 258V260H18V259H20L18 257L19 254L17 253L18 256H16ZM20 253H23V251L20 252ZM55 253H56V250H55L54 254ZM207 253H208L209 257L207 256ZM27 254H28V252H27ZM85 254H86V252H85ZM184 254L185 255L187 254L186 257L184 256ZM180 256H182V257H180ZM213 256H215V255H213ZM14 257L12 259H15ZM50 257L52 258V254H51ZM80 257H82V256H80ZM35 258L37 259V257H35ZM35 258H33V260ZM183 258L181 259L182 262L184 260ZM23 259H26V258H22V262H23ZM180 259H179L178 262L181 264V260ZM10 260H11V258H10ZM47 261H46V263H50V262H47ZM12 262H13V260H12ZM178 262L175 263V264H179ZM185 262H183V263H185ZM3 263H4L3 261L0 262V264H3ZM23 264H33V263H31V260L28 261V259H27V261L24 260ZM44 264H45V262H44Z\"/></svg>", "mask_w": 264, "mask_h": 264}, {"label": "rangeland", "instance_id": "2", "mask_svg": "<svg viewBox=\"0 0 264 264\" xmlns=\"http://www.w3.org/2000/svg\"><path fill=\"white\" fill-rule=\"evenodd\" d=\"M170 1H171V0H170ZM170 1H168L167 3H170L171 5H168V4H167L166 7L163 5V7H164L166 10H164V8L161 7L160 9H161L162 13H161V11H160V12H157L158 15H157V14L155 15V17L157 16V18H154V19H157L156 21L159 22V23H157V25H155V26H156L155 29H152V27H154V26H152V25L156 23L154 19H153V21L151 20L152 23H153L152 25L150 24L151 22L148 23L150 26H152V27H150V29L148 28V30H151L152 34H150L151 32H149V31H148V33H147V29H146V28H145L146 31H144V29H141L142 31L139 29V30H140L139 37H141L142 39L139 38L138 36H136V35L138 34V32H139V30H137V32H135V33H137V34L134 35L135 37H134L133 35H131L130 37H131V38L134 37V38H133L134 41H135V40L137 41L136 38L138 37V41H139V42H138L137 44H134L136 41H135L134 43H131V41H133V39L130 40L131 38H129L128 42H130L132 45H128V44H130V43H126V45H127V46H125L126 49L128 50V49H129L128 46H130V50H131L132 53H131L130 51H128V52H130V54H129L128 52H125V53H127V56H125V58L129 57V55H130L131 58H132L134 61H135L136 59L139 60V61L136 60L137 62H135V63H137L138 67H140V66L142 65V67H140V68H143V67H144L143 62L146 63V64H145V67H144L145 69L143 68L144 71H143V69H141V70L143 71V73H142L141 70L136 66V68L139 69V71H137L138 69H136V68H135V64H133L134 61H133V63H131L132 59L129 58V59H131V60L129 61V62H130V67H131L132 64L134 65V67H133V69H130V68H128V69H130L131 71H134V69H136V70H135V71H136V72H135L136 74H135L134 72H132V74L134 75V77H133V75H132V77H131V76H130L131 74L129 75V73H131L130 70H129V73H128V71H126L127 69H125V71H126L127 73H125V75H123V79L120 78L119 81H120V80H124V81L127 83V86L125 87V89H128L127 87H130L132 84H136V85H133V88H134V86H135V88H134L135 90L132 89V86H131V90H132L131 93H130V91H131L130 89H129V92H127V93H126V91H125V89H124L125 92L123 91V92H124V93H123V92H122L123 89H121V87L123 88L126 84L123 83V81H122V82L120 81V83L125 84L124 86H123V84H121L122 86H120L119 84H117V81L115 82V80H117V79H115V78L113 77V78H114V80H113V78H111V77L113 76V72L116 73L118 67L121 65V64H120V65L118 64V60H119V59L123 56V54H124L123 52H124L125 49L122 51V49H123L124 47H123L122 49H118V53L121 51V52L119 53V54L122 55L121 57H120V55H119V57H118V55H117L118 53H115V52H114L115 55L118 57V60H117V58H115V55H112V56H114V58H112V59L109 58V59H111V61L108 60V61L111 62V63H112L113 59L117 60V61H115V62H116L117 65H119V66H117V65L114 66V65H113V63H115L114 61H113V63H112V66L117 68L116 70L113 69V67H111V65L107 66L106 63H104V65L106 64V66H103V65H102L104 68H101L102 66L100 67L101 69H104L103 71H100L101 74H100V73L97 74V72H99V71H97V70H99V69L96 70V76H95L96 78H98L99 74H100L101 76H102L103 74H105V75H103L102 77L99 76V77L102 79V81H101V79H100V80L98 79V82H95L94 80H97V79H94V80L91 79V80H89V83H88V80H84L83 74H84L85 78H86L87 75H90V73H89V74L87 73L88 71L85 72V71H86V65H85V67H83V66H82L83 64H82V65H81L82 68L79 67L80 69H83V70L85 69L84 71L79 69V70H78L79 72H78V71L76 70V68L78 69V66H77L76 68H74V69L76 70V72H78V73H77V76L80 77V79L83 78L82 80H83V81H86V82H87V85H88V84L90 85V87H88V89L86 88L87 90L85 89V86H86L85 83H86V82H84V84H82L83 81H82V80L80 81V79L78 80V77H76V75L74 74V73H76V72L74 71V69H73V73H71V72L69 73L68 77L71 76V77H73V79H76V78H77L76 81H77V80L79 81V85H81L82 87H83V85H85L83 88L80 87L81 90L85 89V90H84L85 93L88 92L87 95H88L89 97H88L86 94H85L86 96L84 95L85 98L88 97V98L85 99L86 102H84V97H83V96H81V95L79 96V94H78V96H77V95H76L77 92H76V94H75V96L79 97L78 99H80V97H81V101L83 100L82 102L86 103V105L83 103L82 106H83V107L85 106V108H86V106H87V107H88V106L91 107L90 105H87V104L89 103V101H87V100H91V101L93 100L96 104L98 103L97 106H95L96 104H93V102L90 101V103H92V106L94 105L93 107H91L92 110H90L91 108H89V110L92 111V112L89 113L88 108H87V110H86V111H88V113H89V117H88V118L90 119L91 117H93V118H92L93 120L90 119V122H91V125L93 124V122H94L95 125H97L96 127L94 126V127L96 128L97 131L95 130L94 127H93L94 129H93L92 127H91L92 129H89V127H87V125H89V121L85 122L86 119H85V120L83 119L84 122H85V124H86V128L84 127L85 124L81 122V123H82V124H81V125H82V128H83L84 130L79 128V130H80L81 132H79V133L77 132V136H80V138H81V137H82V138L80 139V138L77 137V136H76V138H75L74 136L72 137V135L76 134V133H73V131H74L75 129L78 130V127H80V126H78V125H80V124H78V120H79V119L74 117V119H78V120H74L73 118H71V119H70L71 121H69L70 116H68L69 118L67 119V121L69 122V125H70V124L72 125V129H70V126H67V125H68V122H66V120H64L63 118L66 119V118H67V115L71 114L72 112H74V113H73L74 115H75V112L78 113V112L75 110V109H77V107H80L81 109H85V108H83L82 106H79V105L82 104V103L79 104V103L81 102L80 100H79V103H78V99H75L76 102H75V100L73 99L74 101H70V102H72V104L68 103V104H70L69 106H71V105H72V106H71L69 112H67V111H68V108H69V106L67 105V102H69V99L71 100V98H68V99H66V98H67V97H70L71 94H72V96H74V95H73V94H74L73 92H72L71 94L68 93L69 96H66V98H65V99L67 100V102L65 101V103H66L65 108H67V109H65V108L62 109V111H63V110L65 111V112H63V113H65V115L62 114V115H64V117H63V118L60 117V120H58V122H59V121H61V122H64V121H65V122L67 123V125L61 126V124H63V123H61V122H60L59 124H57L56 126H55V124H52V126L55 127V133H54V136L52 137V138H53L52 140H51V139H48V140H51V144H50V141H48V143H49L50 145H49L48 143H46V142H47V141H46V142H45L46 144L44 143V145L41 146V148L46 147V148H43V149H42V150H45V149H46V153H45V152H44V153H45V154H48V157H46L45 155H43V156H45L46 158H48L46 161H49V162L51 163V162H52L51 160H55V159H56V161H54V162H55L54 169L52 168V165H53V164L51 165L49 162H47V164H48L49 166L46 164V165H47V169H48V167H49V169L51 168V169H53V171L50 169L51 171L48 172L47 169H46V167H45V169H46V170H45V173H46V175L48 176V178H47L46 175H44V176H45V178H47L48 180H52V181H51L50 183L48 182V183H49V185H48L49 187L47 186L48 183H47L46 185H44L45 182L48 181L47 179H46V181H43V184H35L36 181H34L33 183H34L35 185L32 184L34 187H33L31 184H30L31 188H29L30 186L27 187V189H28V188L30 189V190H28V191H30L29 195H31V194H32V195H31V196H28V197L25 195V197H27L26 200H24V199H25L24 197H23L24 199L22 200L21 195L18 197V198H21L20 200H22L21 203H23V204H25L24 202H26V201H27V203L29 202V204H25V205L28 207V209L30 208V209L34 210V207H35L37 210H39L38 212H40L41 214L35 213L36 215H37V214L39 215L38 218H37V216L35 215V216H36V220L39 219V222L37 221L38 223H34V222H35V220H34L35 217H34V218H31V219H32L31 222H33V225H32V223H31V226H32V227H31V230H32L31 233H27V234H29V236L26 234V237H22V236H25V234L23 235L22 233H21V234H20V233H13V234H11V235H12V236H11V239H10V236H9V238H8V234H9L10 232H8L7 229H5V228L8 227V223H7L5 220H6L7 213L10 211V208L13 207V206L10 207L11 204H12V205L14 204V203H12V201L15 202L16 200H18V199L15 200V197H14L15 195H13V194H16V193L18 192L16 188L19 189V187H20V189H19V193L22 194V196H24L23 194H25V193L27 192V195H28V191H24V192H23L22 189L25 190V188H22L23 185H18V184H20V181L23 179V180L21 181V184L24 182V183H25V186L29 185V184H26L25 181H27V180H24V178H23V176H22V174H23L22 172H23V171H24V173L27 172V170H28V168H29L28 165H29V166L31 165V166H34V167H35V165H34V164H36V163H35V160L38 159V157L40 156V155H39L38 157H36L35 160H34L33 158H31V157H33V156H37V155H36L37 153H35L36 151L33 150V149H34L33 147H36V148L38 149V147L35 145V146H32L31 148H30V147H27V148L29 149V151H28V149H25L26 152L30 155L29 157L27 156V157H28V158H27L26 155H28V154H27L26 152L23 153L22 150H21V151L18 150V149H20V148H23V146H21L22 143H19V142L24 138V135H25V132H26V128H28V127H27L28 124H29L28 118H30V120H31V118L33 119V117H34L35 115H37L36 113L38 112V108H39V106H40V103H41V101H42L43 98H44V97L42 98V96H41V94H42V92H43L41 87H46V86H47V84L45 85V83H46V82L48 83V79L50 78V75H49V77H47V78H48V79H47V78H45V75H46L45 73H50V74H51V72H47V70L50 69V68H49V66L51 65L50 62H52V61L46 59V61H48V62H47V65H49V66H46V64H44L45 61H44L43 59H41V56H42V58H43V57L46 58V56L43 55V54H41V55H40V59H39V57H38L37 59H35V61L39 59L40 61L43 60L44 62L41 61V62H40L41 64H40V63H37V61L35 62V61L33 60V61L35 62V64H33V65L31 64V65H32V66H31L29 63H31L32 61H30V62L27 61V59H29V60L31 59V58H29L28 56H27L28 58L25 56V55H27V54H25V55H23V56L21 55V57L17 59V57H18L19 54H20V53H19V50H22V49H20L19 47L15 46V47L13 48V50H14L15 48H19L18 52H15V51L13 52V51L11 50L12 48H10L11 52H10V50H6V51H7V54H5V56H6V55H8V54L10 53V54H11V58H12V59L10 58V56H9L10 54L8 55V56H9L8 59L5 58V59H6V62H5V63L8 64V65L6 64L7 66H9V64H10L9 62H11L10 60H13V59H14V56H15V59H14V60H16V62L13 60V61L15 62V67L10 66V68H11L10 71H12V68H14V70H15V69H17V68L19 67V69H17L18 71H14L13 73L11 72V74H10V73H8V72H9V70H8L9 67H8V69H7V66H6V70H8V71H6V70H5V67L2 66V65H3V62L5 61V59H0V60H4V61L2 62V64H1V61H0V68H1V69H0V76L3 78V79L1 78L0 80H1V81L3 80V81L5 82V83L3 82L2 85H4V84H5V85H6V84L9 85V83H8V82L6 83V80H5V79H7V77L9 78V76H10V78L7 79V80H9L10 82H12V83L10 84L9 87H7L8 85H6V86L4 85V86L2 87V89L4 88V89H3V92H6V90L9 89L10 92H8V94H9V93L11 94L12 92L15 93V91H16L18 88H20V85H19L18 83H22V82L24 83V81H23L24 79H29V78H30V79H29V82H27L28 84L31 83L30 85H32V82H33V85H32V87H31V88H32V92L30 91V90H31V88L29 87L30 85H28L27 83H25V84L28 85L27 87L30 88V90H27L28 88L26 89V91H28V92H27V95H25V97L27 96L26 98L24 97V94H23V93L26 94V92H23V93L20 92V93H22V94H21V98L24 97V98H23L24 100L27 99V98H29L28 96H30V98H29L30 100H29V101H30V104H31V105L33 104V105H32L33 107H32V106H31L26 100H25L26 102H24V103L22 104V105H24L25 103H27V105L25 104L26 106H25V109H24V113H25V111L28 109V107H30V108L28 109V110H30V111L27 110L28 113L30 112V113H29L30 117H28L29 115H28L27 112H26L27 114H25V117H24V114H23V112H21V111H20V112L22 113V114H21V117H22V118L20 117V115L16 116V115L19 113V112H18L19 110L17 109V110H18V111H17V114H16V112L13 114V113H11V112H14V111H13L14 109H13V110L10 111V113H11L10 116H13V117H10L11 120L13 121V118H15V117H18V118L14 119V122H13V123H12L11 120L8 118V120H9L8 123L11 122V123H12L11 125H13V126H14V124H15V128H17L16 125H18L19 123H23V122L25 123V122H26L25 124H22V125L25 126V128H24V126L21 125L22 128H21V126H19L17 129H14V127L12 126V128L14 129V130H13V129L11 128L10 124H9L10 128L12 129V130H9L10 128L7 126V122H3V121H1L2 123H0V125L3 124V123H4V124L6 123V126L3 125V128H5V127L7 128V127H8V128H9L8 131L11 132V133H10V136H9V133L6 132V133H7V136H3V137H5L7 140H8V138L13 139V137H15V138H14L15 141H13V142L16 143V140L19 141V142H18V145L16 146L15 144L13 145L12 142H11L12 144L9 143V144H11V145H9L8 143L6 144V142L4 141V140H6V139H5V138L3 139L4 142H2V144L5 145V146L8 145L7 147L10 146V148H8L9 150H10L11 148L13 149V150L11 149L12 152L10 151L9 153H11V154H16V155H11V158H12L13 156H15V157H13V159L9 158L10 155L8 156V158L10 159L11 162H12V160H13V164L11 165V163H9L8 161H7V163H9V164L11 165V167H13L14 162H15L16 164H18L17 166H16V164H15V166H14L15 169H17V168L19 167V163H20L21 166L19 167V169L22 171V172H20V170L17 169V170H19V174H20V175H19V176H20L19 178L21 179V176H22V179H21V180L19 179V182H18V184L16 185L17 187H15V188L11 191L12 193L9 194L10 197H8L9 195H7L6 198H4V201L2 200V201H3L2 204L0 203V210H2V209H1V206H3V204H5L4 206H6L7 202L10 201V202H9L10 205L7 204L8 207H9V210H7V212H3V211H5V210L0 211V214H1V212H3L2 215L4 216V219H5L4 221L6 222V223H5L6 225H5V224L2 222L3 220H2L1 217H0V222L3 223L2 225L0 224V225H1V226H0V235H1V236H2V235H3V236L5 235V237L7 236V238H8V239H7V242H8V241L10 242L13 238L17 240V238H16L15 236L19 234L17 237H20L19 241H21V243H18V245H17V243H16V244H15V243L11 244L12 246L15 244V245L13 246V249H14V247H15L16 245H17V249L20 250V252L23 251V253H24V251H25L24 249H25L27 246H28V248H26V250L29 249V250L25 251L24 254H23V253H20L18 250H16V251H15V250H12V252H10L11 255L9 256V254H10L9 252H3V251H4V247H5V249H7V246H8V244H9V242L7 243V242L5 241V237L2 236V238L0 239V244L2 243L1 241H4V243H3L4 246H3V244H2V246L0 245V248L2 249V250H1V249H0V250L3 252V254H2V258L6 256V255H5L6 253H8L7 256H9V258H8V260H6V262H5L4 260H5L7 257H5V259L3 258V260L1 259V261L4 262L3 264H23L24 260L27 261V259H28V261L31 260V263H33V264H41V263L44 264V262H45V264H99V262H100V260H101V254H102V253H101V254H100V253H99V254L97 253V255H98V258H97V256H94V255H96V253H95L94 251H95L96 249L98 250L99 248H102V243H104V242H102V240L105 239L106 236L109 237V238L111 237V240H112V239L114 240V239L118 238V237H117V235H118V234H117V233H118V231H117V229H118V228H117V225H118V223H119L120 220H121L120 217H118V216H120V214L122 213L121 215H123V216H128V217H129V216L132 214L133 210H138L137 207H139V208L141 209L140 206H142L141 211L144 210V209L146 208V207H145V204L140 203V202L138 201L139 199H138V200L136 199V197H137V196L135 195L136 193L134 194V192H135V186H134L133 181L135 182V180H134V178L131 179L132 176H134V175H132V174H134V172H133V170H131V169H130V170H127V171L130 173V176L128 175V176L130 177V180H128L129 178L126 177V178H128V179H127L128 181H131V180H132V181L130 182L131 184L128 183L127 181L124 182V181L126 180L125 176H127V174H128V172H127V174H126V171H125V170H124V171H125V176H123L122 173L120 174V175H122V178H121V179H120V176H119V177H114V178L111 180V178H112V177H110L111 172L108 173V174H109L108 176L110 177V178H108V179H109V181L111 180L110 184H109L107 178H104V179L107 181L106 183L104 182L105 180H102V177L99 178L100 176L103 175V174L100 173L101 171H99V173H100L101 175H98L99 177H96V178H95V179L98 180V183H96V184L98 185V187L91 186V187H92V188H91V189H92L91 191H94V190H95L97 193H99V195H97L96 192H91V191H89L88 193H89L90 196H88V193H86V192L89 190L90 186H89L88 189H87V186H88L87 184H88V183L86 184V181H89V180H86V178L88 179L90 176H92V174H90V173L87 174V173H88V169H89V167L86 166V164L89 165V164L87 163V160H88V161H90V160H91V161L94 160V161H92V162H95V161L97 162V160H95V159H93V158H96L95 156L98 157L99 154L101 155L102 152L104 153V149L107 150V148H104V147H105V146H108V144H106V143L104 144V143H101V142H103V140L106 141L105 138H106L107 140H108V139L111 140V137H112V136H110V138H108V137H109V134H112V131H111L112 129L115 131L114 128H111V129H110V126H112V124H114V123H112V122L116 121V125L114 124L115 126H114V125H113V126H114V127H117L116 129H117L118 131H120V132L123 131V133H124V130H123L124 127H125L126 130L129 128V127H127V126H129V123L134 122L133 119H134V116H135V118H136V115H137L136 113H137L138 111H141V110H139L140 107L142 106L143 108H141V109L143 110V109H144V104H149V103H147V102H148L147 100L151 99V96H152V97L154 96V98H155V96H156L155 99H157V97H158V100H159V96H158V94H161V92H159V90L162 91V90H161V87L165 86V88L167 87V89H169V88L175 87V85L177 86V84H179V85L182 84V82H179V79L176 80V78H177V76H178V73H177V71H175V70H176L178 67H183L182 64H183V65L186 64V66H187V62L190 61L191 59H193L192 57H194V58L196 57V58H197L198 54L202 55V52H200V53L198 52V50L201 49V48H198V47H197V46L201 43V42H200V41H201L200 39H201V36H202V34H200L201 36H199L198 34H199V32L202 31V30H200V31H198V32H196V30L199 28L200 25H202V26H200L199 29H201V28L204 29V28L206 27V26H205V25H206V22H205V20H203L204 17H202L203 19H202V18L199 19V20H201V22H202V20H203L202 23L205 24V25H204L205 27H204L203 24H200L201 22H200V23L197 22V20H198V19H197V16H199V18H200V17H201L200 15H202V14L204 15L205 12L208 13V11H210L211 9L214 10V6H213V8H211V9L208 8V7H210V6L212 7V5H213V4H212V1H213V0H211V3H210V0H193V1H192V0H189L188 3H186V2H187L186 0H185V1L182 0L183 2L186 3V6L189 5V6H187V7H189V8H188V9H189V12L187 11L188 14H187L186 11H185V10L187 9V7L184 6L185 3L183 4L182 1H180V2L177 1V3L175 2V4H173V3H171ZM173 1H176V0H173ZM173 1H172V2H173ZM191 1H192L193 3H192ZM214 1H216V0H214ZM214 1H213V3H214ZM217 1H220V2H219V3H218V2H215L214 5H215V4H220V7H219V5L216 6V7H215V10H216L217 7H219V9L221 8V6H222L221 1H222V3L224 4L223 6H226V11H227V10L229 11L228 14L231 15V16L229 17L228 14H227V16H228L227 21H230L229 24H231V23L234 21V19H235L234 17H237L236 13H237L238 10H239V11H238L239 13H237L238 15L241 13V11H240L241 9L244 10L245 7H243L242 5L245 4V6H246V5L248 4V2H246V0H243V1H242V0H240V1H239V0H235V2H237V3H236V7H234L233 5H235V2H234L233 0H217ZM244 1H245L246 3H244ZM189 2L191 3V6H192V7H190V3H189ZM208 2H209V3H208ZM232 2H233V3H232ZM241 2H242V3H241ZM178 3H179V4L182 3V6L185 7V8L183 7L184 11H183L182 8H181L182 6H180ZM202 3H203V4H202ZM238 3H240V4H242V5H240V4H238ZM113 4H114V2H113ZM237 4H238L240 7H239ZM176 5H177V6H176ZM178 5H179V6H178ZM208 5H210V6H208ZM65 6H66V4H65ZM167 6H169L170 8L167 7ZM241 6H242V7H241ZM123 7H124V6H123ZM179 7H180V8H179ZM227 7H228V9H227ZM62 8H63V7H62ZM62 8H61V9H62ZM224 8H225V7H224ZM224 8H222V9H224ZM63 9L66 11V9H68V8H67V6H66V7H64ZM63 9H62V11H63V13H64L65 11H64ZM121 9H124V8H121ZM162 9H163V10H162ZM180 9H181V10H180ZM188 9H187V10H188ZM194 9H196V10H194ZM204 9H205V10L208 9V11H205ZM235 9H237V10H235ZM68 10H69V9H68ZM217 10H218V9H217ZM62 11H61V12H62ZM69 11H70V10H69ZM69 11H68V12H69ZM119 11H120V8H119ZM165 11H166V12H165ZM177 11H178V12H177ZM219 11H221V10H219ZM219 11H210L209 13H211V14H212V12L217 13V16H218V14H221V15H219V16H221L222 19H220V18L218 19L217 16H216V19H212V18L215 17L214 15H212L213 17H211V19L208 18L209 16L206 17V18H207V19H206L207 22H208V20H209V22H208V26H212V25H213V26L210 27V28H212V29L215 28V29H216V30H215L216 32L213 30L214 33H215L216 35H217V34L219 35V33H217L218 30H217V28H216V27H217V26H216L217 21H218V23H219V20H220V21L222 20V22H223L224 25L227 24L228 27L230 26L227 22L223 21V17H224V20H226V19H225V16H224V15H226V14L221 13L222 11L219 13ZM182 12H183V13L185 12V14H187V16H186L185 14H183ZM199 12H201V13H199ZM223 12H224V11H223ZM235 12H236V13H235ZM63 13H61V14L63 15ZM66 13H67V12H66ZM163 13H164V14L167 13L168 16L162 15ZM176 13H177V14H176ZM179 13H182V15H183L184 17L182 16L183 18H180L181 15H179ZM234 13H235V15L233 16ZM160 14H161V16H159ZM211 14H206V16H207V15H210V16H211ZM223 14H224V15H223ZM65 15H66V14H65ZM178 15H179V17H178L179 21H177L178 19H175V18H174L175 16H178ZM215 15H216V14H215ZM222 15H223V16H222ZM63 16H64V15H63ZM63 16H62V17H63ZM66 16H67V18H68L69 15H66ZM158 16H159V18H158ZM232 16H233V17H232ZM170 17L172 18V20H173V19H174V20L172 21V20L170 19ZM185 17H186V20L184 19ZM65 18H66V17L64 16V18H62V19L64 20ZM162 18H163V19H162ZM226 18H227V17H226ZM229 18H230V19H229ZM231 18H232V19H231ZM159 19H160V20H159ZM161 19H162V20H161ZM65 20H66V19H65ZM65 20H64V21H65ZM164 20H165V21H164ZM180 20H181V21H180ZM213 20H215L216 23H214V22L212 23ZM64 21H63V22H64ZM168 21H169V22H168ZM210 22L212 23V25L209 24ZM222 22H220L219 24L221 25ZM60 23H61V22H60ZM65 23H67V22H65ZM65 23H64V24H65ZM170 23H171L172 26L170 25ZM64 24H63V25H64ZM148 24H147V26H149ZM160 24H161V25H160ZM162 24H163V25H162ZM219 24H217V25L219 26ZM223 24H222L221 26H224ZM63 25H62V26H63ZM165 25H166V26H165ZM198 25H199V26H198ZM227 25H226V27H224L225 29H227ZM60 26H61V25L59 24V27H60ZM64 26H65V25H64ZM195 26H196L197 28H196ZM208 26H207V27H208ZM214 26H216V27H214ZM59 27H58V25L53 26L52 29H50V32H52V34H53V33H57V29H56V28H59ZM171 27L173 28L172 31L169 30V29H171ZM175 27H176V28H175ZM203 27H204V28H203ZM62 28H63V27H62ZM62 28H61V29H62ZM166 28H167V29H166ZM195 28H196V30H195ZM53 29H54V31H53ZM59 29H60V28H59ZM59 29H58V32H59ZM199 29H198V30H199ZM212 29H211V31H212ZM225 29H223V30H225ZM154 30H155V31H154ZM161 30H163V31H161ZM166 30H168V31H170V32H173V31L175 30V31L173 32L175 35H174V34H173L174 36H173L172 34L170 35L169 32L166 31ZM209 30H210V29H209ZM223 30L220 29V27H219V31H218V32H221V31H223ZM55 31H56V32H55ZM143 31H144V32H143ZM211 31H210V32H211ZM33 32L35 33V31H33ZM141 32H142L143 34L146 33V34H144L145 37H144V36L142 37V35H141L142 33H141ZM165 32H166V33H165ZM202 32H205V31H202ZM202 32H201V33H202ZM206 32H208V29H207ZM210 32H208V33H210ZM224 32L226 33V31H224ZM179 33H180V34H179ZM208 33H207L206 35H205V33H204V35L208 37L210 34H212V32H211L209 35H208ZM149 34L151 35L150 38L152 39V40L150 39V41H149V38H148V35H149ZM165 34H166V35H165ZM215 34H212V36L215 37V36H214ZM146 35H147V38H148V39L146 38ZM178 35H179V36H178ZM218 35H217V36H218ZM223 35H224V34L221 33V34H220L221 37H220V36H219V37L216 36V37L218 38V40H219L220 38H221L220 40H223V38H222V37H224ZM132 36H133V37H132ZM158 36H159V37H158ZM165 36H166V37H165ZM212 36H210V37H208V38L206 37V39L204 40V42H205L208 46H210V47H211V46H215V48L217 49V45H218V44L220 45L221 42H217V41H216L217 38H216V40L214 39L213 42L216 41L218 44L215 43L216 45H212V42L210 41V39L212 38ZM198 37H199L200 39H198ZM163 38H164L165 40H164ZM169 38L172 39V42L174 41L173 44L170 43L171 41H169ZM146 39H147L148 41H147ZM197 39H198L199 41H197ZM208 39H209V42H207ZM212 39H213V38H212ZM38 40H39V41H38ZM41 40H42V42H43V40L46 41V39H43V38H42ZM41 40H40V38H39V39L37 38V40L34 41V42H35V43H36L37 41L40 42ZM143 40H145V42H144ZM161 40H162V41H161ZM220 40H219V41H220ZM45 41H44V46H45V43H46V45H47V46H45V48H46V47H47V48H48V47H51V46H48V44L51 42V40L49 41L48 44H47L48 40H47V42H45ZM146 41L148 42V44L146 43ZM152 41H153L154 46H152L153 44H151V47H155V48L157 49V52H155V51H156L155 48H154V50H153L154 53H156V54L158 53L156 56L158 57V55H161L162 57H164V59L162 58V60L158 57V60L160 59V60H161L160 62H163L164 60L166 61V64H165V65H167L168 70L165 69V68H166L165 66H164L165 68L163 67L164 70H165L164 73H165L166 76H165V75L163 76L164 73L162 72V71H163V68H162V67H161V70H162V71H161L160 73H163V74H161V75L158 74V72L160 71V70H158V69H160V67H159V68L157 67V68H155V71H156V73H157V76H155V75H156L155 72H154V73H155L154 77H152L153 75H151V73L154 74V73H153L154 68H153V66H151V65L154 64V63H151V61L154 62L153 60H155V57H156V56H154V55H155L154 53H150V54H149V51H148V50H149V47H150V43H149V42L152 43ZM168 41H169V43H168ZM6 42L11 43V41H8V40H7ZM38 42H37V43H38ZM162 42H163V43L165 42L164 45L166 44V42L169 44V45H168V44L165 45V47L167 46V48H165V47L163 46V47H164L163 49H167V51H168V52H167V55H168V53H169V56H166V55H165L166 53L163 52V50H160V49H159V45H160V44H161V45L163 44ZM210 42H211V43H210ZM9 43H8V47H10V46H9ZM35 43H33L32 45H34ZM37 43H36V44H37ZM40 43H41V42H40ZM40 43H39V45H40ZM51 43H52V42H51ZM140 43H142L143 45L140 44ZM159 43H160V44H159ZM175 43H176V46L178 47V48H177V47L175 46V48H177V51H178V52H175V51H174L175 48H174L173 46L175 45ZM179 43L182 44V45H181L182 47L179 46ZM208 43H210V44H208ZM11 44L15 45V43H11ZM156 44H157L158 46H156ZM170 44H171V47H172L171 50H170V48H169ZM177 44H178V45H177ZM13 45H11V46L13 47ZM17 45H18V44H17ZM42 45H43V44H42ZM49 45H51V44H49ZM147 45H149V47H148ZM172 45H173V46H172ZM37 46H38V45H36L35 48H36ZM44 46H41V45H40L39 47H43V48H44ZM131 46H132V47H131ZM135 46H136V47H135ZM138 46H139V47H138ZM145 46L148 47V48H146ZM121 47H122V46H121ZM127 47H128V48H127ZM144 47H145V49H146L147 51L144 49ZM179 47H180V48H179ZM199 47H200V46H199ZM31 48H32L33 50L35 49V48H33L32 46H31ZM31 48L29 49L30 51H32ZM37 48H38V47H37ZM37 48H36V50H37ZM45 48H44V49H45ZM132 48H133V49H132ZM160 48H162V47L160 46ZM173 48H174V49H173ZM212 48L214 49V47H212ZM7 49H9V48H7ZM142 49H143V50H142ZM196 49H197V51H196ZM216 49H214V50H216ZM15 50H16V49H15ZM45 50H46V49H45ZM119 50H120V51H119ZM127 50H126V51H127ZM151 50H152V49H151ZM151 50H150V51H151ZM158 50H159L160 54H159ZM214 50H213V51H214ZM23 51H24V50H23ZM34 51H35V50H34ZM34 51H33V52H29V51H28V52H29L28 55H30V57H33L32 55H35V54H34V53H35ZM42 51H43V50H42ZM145 51H146V52H145ZM161 51H162V52H161ZM164 51H165V50H164ZM169 51H170V52H171V51H174V52H175V55H174L173 53L170 54ZM199 51H200V50H199ZM201 51H202V50H201ZM8 52H9V53H8ZM12 52H13V53H12ZM20 52H21V51H20ZM28 52H27V53H28ZM116 52H117V50H116ZM140 52H141V53H140ZM142 52L145 53V55H147V54L151 55V54H152V56H154V57H151V56L147 55L145 61H143V59H144V54H143ZM211 52H212V49H211ZM211 52H210V53H211ZM31 53H33V54L31 55ZM36 53H37V52H36ZM38 53H39V52H38ZM42 53H43V52H42ZM44 53H45V52H44ZM122 53H123V54H122ZM176 53H177L178 55H176ZM212 53L214 54V52H212ZM215 53H216V51H215ZM12 54L14 55L13 57H12ZM17 54H18V55H17ZM23 54H24V52H23ZM46 54H48V53H46ZM128 54H129V55H128ZM136 54H137V55L139 54L140 56H139V55L137 56ZM213 54H212V55H213ZM125 55H126V54H125ZM164 55H165L166 57H165ZM172 55H174L175 57H173ZM196 55H197V56H196ZM212 55L210 56V57H211V58H210L211 60H212ZM215 55H216V54H214V56H215ZM5 56H4V57H5ZM36 56H37V55H36ZM133 56H134V57H133ZM136 56L139 57L140 59L137 58ZM141 56H143V58H142ZM148 56H149L152 60H151ZM177 56H178V57H177ZM188 56H190V57H188ZM214 56H213V60H215V59H214V58H215ZM0 57H2V56H0ZM24 57H26L27 59L25 60ZM157 57H156V58H157ZM167 57H168V58L170 57V58H169V59H165V58H167ZM171 57H173L174 59L172 58L173 60H170ZM35 58H36V57H35ZM45 58H44V59H45ZM47 58H49L48 55H47ZM122 58H124V57H122ZM134 58H135V59H134ZM186 58H187V59H186ZM190 58H191V59H190ZM196 58H195V59H196ZM198 58H199V57H198ZM198 58H197V59H198ZM19 59H20L22 62H21ZM23 59H24V60H23ZM49 59H50V58H49ZM129 59H128V60H129ZM149 59H150V61H148ZM185 59H186V60H185ZM195 59H193V60H195ZM7 60H9V61L7 62ZM31 60H32V59H31ZM39 60H38V61H39ZM126 60H127V59H126ZM183 60H184V61H183ZM193 60L191 61V63H192V62H195V61H193ZM211 60H210V61H211ZM13 61H12L11 65H12V64L14 65V62H13ZM119 61H120V60H119ZM122 61L124 62V64H125L126 67H129V66H127L128 64L126 65V62H127V61L125 62L124 60H121L120 63H121ZM165 61H164V62H165ZM167 61H168V62H167ZM174 61H175V62H174ZM182 61H183V62H182ZM185 61H187V62H185ZM208 61H209V60H208ZM17 62H18V64H19V63H21V64L18 65ZM24 62H26V64H28L29 68H27V66H25L26 64H25ZM28 62H29V63H28ZM109 62H108V64H109ZM123 62H122V64H123ZM129 62H128V63H129ZM156 62H158L157 59L155 60V63H156ZM164 62H163V63H164ZM176 62H177V63H176ZM184 62H185V64H184ZM36 63H37V64H36ZM42 63L45 65V66H43V67H47V68H48V69H47V68H44L45 70L47 69L46 72L42 69V67H41V69H42L41 71H40V70H35V71H34V69L40 68V66H42ZM45 63H46V62H45ZM49 63H50V64H49ZM116 63H115V64H116ZM148 63H149V65H148ZM168 63H169V65H168ZM189 63H190V62H189ZM208 63L210 64L211 62H208ZM38 64H40L39 67H38ZM158 64H159V62L156 63V64H154V65L157 66ZM21 65L23 66V68H22ZM147 65H148V66H151V70L148 69V71L151 72V73H150L151 76H150L149 74L146 73V71H147L146 68L148 67ZM180 65H181V66H180ZM210 65H211V64H210ZM16 66H17V67H16ZM20 66H21L22 69H20ZM35 66H36V68H35ZM125 66H124V68H125ZM146 66H147V67H146ZM25 67L27 68V70L30 69L29 72H27V70L25 69ZM88 67H89V66H88ZM105 67H106L107 69H106ZM108 67H110V70H112V69L115 70V71H113V72L111 71V72H112V76H111V74H109L110 72H108V71H109V68H108ZM120 67H121V66H120ZM120 67H119V68H120ZM122 67H123V65H122ZM154 67H155V66H154ZM188 67H190V66H188ZM188 67H186V68H182V69H183V70L186 69V70L188 71V69H187ZM111 68H112V69H111ZM148 68H150V67H148ZM152 68H153V69H152ZM24 69H25V71H26V74L23 75V78H22L23 80H22V82H20L21 80L19 81V79H20L21 77H20L19 74L24 73V72H25ZM31 69H32V71H31ZM88 69H89V68H87V70H88ZM90 69L92 70L91 67H90ZM156 69L158 70V72H157ZM22 70H23V71H22ZM91 70H90V71H91ZM107 70H108V71H107ZM119 70H120V69H119ZM123 70H124V69H123ZM123 70H120V71H122V72L119 71V72L121 73L120 75L124 74V71H123ZM145 70H146V71H145ZM152 70H153V71H152ZM178 70H179V72L182 71L181 69H178ZM180 70H181V71H180ZM37 71H38V72H37ZM43 71H44V72H43ZM48 71H49V70H48ZM80 71H83V73L80 72ZM105 71H107L108 73L105 72ZM168 71H169V72H168ZM174 71H175L176 74L173 73ZM187 71H183V73L187 74V73H188ZM15 72H16V73H15ZM36 72H37V73H36ZM39 72H41V73L39 74ZM91 72H92V71H91ZM103 72H105V73H103ZM119 72L116 73V74H117L116 76L121 77L120 75H118ZM14 73H15V74H14ZM28 73H30V75H28ZM43 73H44V74H43ZM81 73H82V74H81ZM93 73H95V72H92V74H93ZM102 73H103V74H102ZM138 73H139V75H138ZM181 73H182V72H181ZM13 74H14V75H13ZM32 74H33V75H36V76H37V74H39V75L37 76V78H35V76H32ZM41 74H43V76H42ZM70 74H71V75H70ZM78 74H80V75H78ZM85 74H86V75H85ZM92 74L90 75L91 78H93V76L95 75V74H94V75H92ZM108 74L110 75V77L108 76ZM126 74H127V75H126ZM169 74H171V75H169ZM174 74L176 75V78L173 77V76H175ZM2 75H3V76H2ZM11 75H12V76H11ZM15 75H16L17 77H16ZM27 75H28V77H27ZM72 75H73V76H72ZM114 75H115V74H114ZM145 75H147V77H146ZM148 75H149L150 77H149ZM158 75H159V76H158ZM187 75H188V74H187ZM189 75H190V76H194V75L196 76L197 74L191 73V74H189ZM5 76H6V78H5ZM21 76H22V75H21ZM40 76H41V77H40ZM46 76H47V75H46ZM81 76H82V77H81ZM106 76H108V77H107V78L109 79L108 81L105 80ZM141 76H142V78H141ZM180 76H181V75H179V77H180ZM190 76H186V78L182 79L183 83L185 82L184 85L186 84V80H188V78H189ZM24 77H25V78H24ZM43 77H44V79H47V80H42ZM71 77L69 78V80H70V82H72L73 84H71V89H70V90H72V89L75 87V90H76V91H80V92H81L80 88H79V87H76V86L78 85V84H77L78 81L75 82ZM95 77H94V78H95ZM103 77H104V79H103ZM124 77L127 78V81H126V79H124ZM128 77H130V78H129L130 80H131V78H132V79L134 78V79H133L134 82H133L132 84H131V82H132L133 80H132V81H130V80L128 81ZM151 77H152L153 80L156 78V81H157V80L159 81L158 78H160V81H162V82H160V84L162 83L161 85H163V83H166V84H164L163 86H161V85H159L158 81H157V82L154 81L156 84H153L154 82H151V81H152ZM157 77H158V78H157ZM187 77H188V78H187ZM197 77L199 78L198 75H197ZM14 78H15V81H11V80H13ZM17 78H19V79H17ZM33 78H35V79H33ZM88 78H89V76H88ZM110 78H111L113 81H111L110 83H108V82L110 81ZM136 78H137L138 80H137ZM144 78H146V79H144ZM148 78H150L151 80H149ZM161 78H162V80H161ZM164 78H166V79H164ZM168 78H169V79L171 78V80H172V78H173V79H174L173 81H176V82H178V83L175 84L176 82L174 83V82L172 81L171 84H168V83H170V81H171V80L169 81ZM198 78H197V79H198ZM209 78H210V76H209ZM167 79H168V80H167ZM192 79H193V78H192ZM192 79L189 78V83H190V81H191ZM194 79H195V77H194ZM206 79H208V78H206ZM206 79H205V80H206ZM210 79L212 80V77H211ZM210 79H209V80H210ZM36 80H37V82H36ZM38 80H39V81H38ZM41 80H42L43 82L45 81V83L43 84V82H42ZM104 80H105V82L107 81L106 84H108V87L105 86V87H102V88H107V90L102 89V88L100 87V90H101V91L99 90L100 93L98 92L99 94L97 93V96H96V92H94V91H96V89L93 90V89H91V87H92V86H93L92 88L96 87L97 90H98V89H99L98 86H104V85H105V84L103 85ZM135 80H136V81H135ZM163 80H166L167 82H166V81L163 82ZM198 80H199V79H198ZM198 80H195V82L198 81ZM205 80L202 81V82L205 83ZM209 80H208V81L206 80V82H207L206 84H209ZM211 80H210V81H211ZM1 81H0V83H1ZM25 81H26V80H25ZM27 81H28V80H27ZM90 81H91V82L94 81L95 84H93V83H94V82H93V83H92L93 85L91 86ZM99 81H101V82H99ZM146 81H147V82H146ZM148 81H149V82H148ZM168 81H169V82H168ZM193 81H194V80H193ZM200 81H201V78H200L199 82H200ZM13 82L15 83L14 85H13ZM17 82H18V83H17ZM150 82H151V83H150ZM191 82H192V81H191ZM195 82H193V83H195ZM211 82H213V81H211ZM74 83H76L77 85L74 84ZM80 83H81V84H80ZM118 83H119V82H118ZM128 83H130V84H128ZM157 83H158V85L160 86V89H159V87H158V89H157L158 91L156 90V86H158ZM187 83H188V82H187ZM189 83H188V84H189ZM17 84H18L19 86H17ZM34 84H35V85H34ZM41 84H43V85H41ZM173 84H175V85H173ZM206 84H200L201 86L198 85V87H199V86L202 87V85L204 86V85H206ZM0 85H1V84H0ZM2 85H1V86H2ZM11 85H12V86H11ZM23 85H24V84H23ZM73 85H75V86H73ZM89 85H88V86H89ZM118 85H119L120 87H119ZM128 85H129V86H128ZM139 85H140V86H139ZM192 85H193V84H192ZM195 85H196V84H195ZM195 85H194V86H195ZM16 86H17V87H16ZM21 86H22V84H21ZM181 86H182V85H181ZM189 86H190V85H189ZM194 86H193V88H192V86L189 87V89H190V91H189L190 93H189V94L186 92V90H187V89H185L186 86H185L184 88H181L180 86H179L180 88H179L178 86H177V87H178V89H181V90L185 89L186 95H184V96L187 97V94H188V96H189L188 98H189L191 101H190V100H186V99H188V98H186V97H185V99H183L184 97H183V98L181 97V94L184 93V91H183V92L181 91V94H180V98H182L183 101L186 100V102H185L186 104L189 103V102H191L190 104H192V102L194 101V102H193V103H194L193 105H195V106H199V105H201V104H200L201 102H203V101H206V102H207V100L210 98V95H208L209 92L206 90V88L204 89V90H206V92H204V90H203V91L201 90L202 88H199V89H198L197 86H195V87H194ZM211 86H213V83H211V85L209 84L208 87L210 88ZM11 87H12V88H11ZM13 87H14V88H13ZM34 87H35V88H34ZM86 87H87V86H86ZM118 87H119V88H118ZM137 87H138L139 89H136ZM187 87H188V86H187ZM196 87H197V88H196ZM206 87H207V86H206ZM208 87H207V89H208ZM194 88H195V89H194ZM203 88H204V87H203ZM5 89H6V90H5ZM13 89H14V91H12ZM38 89H39V90H38ZM77 89H78V90H77ZM151 89H152V90H151ZM162 89L164 90V88H162ZM192 89H193L194 91H192ZM196 89H197V90H196ZM18 90H19V89H18ZM18 90H17V93H19ZM88 90H92L94 93L91 92V91H90L91 93H89ZM102 90H103V91H102ZM120 90H121V91H120ZM198 90H200V92H199ZM0 91H1V90H0ZM7 91H8V90H7ZM11 91H12V92H11ZM29 91H30V93H29ZM37 91H38V92H37ZM41 91H42V92H41ZM46 91H47V88H46ZM46 91L44 90V92H43V96L46 95V94L44 95V93H46ZM127 91H128V90H127ZM144 91H145V92H144ZM187 91H188V90H187ZM209 91H211V89H210ZM33 92H34V93H33ZM40 92H41V93H40ZM69 92H70V91H69ZM80 92H79V93H80ZM113 92H114V93H113ZM121 92H122L123 94H122ZM133 92H134V93L137 92V93L134 94ZM149 92H150V93H149ZM193 92H194V93H193ZM212 92H213V91H212ZM212 92L210 93L211 95H212ZM1 93H2V92H1ZM6 93H7V92H6ZM6 93H5V94H6ZM17 93H16V96H15L16 98H17V95H18ZM20 93H19V94H20ZM28 93H29V94H28ZM37 93H39V94H37ZM92 93H93V94H92ZM103 93H104V94H103ZM142 93H143V94H142ZM148 93H149V94H148ZM154 93H155V94H154ZM163 93H164V92H162V94H163ZM166 93H168V92L166 91ZM166 93H164V94L167 95ZM198 93H199V94H198ZM30 94H31V95H30ZM68 94H67V95H68ZM118 94H119V95H118ZM124 94H127V95H124ZM140 94H141V95H140ZM144 94H145V95H144ZM162 94H161V95H162ZM164 94H163V95H164ZM184 94H185V93H184ZM190 94H192V95H191V98H190ZM193 94H194V95H193ZM197 94H198V95H197ZM22 95H23V96H22ZM32 95H33V96H32ZM92 95H93V96H92ZM101 95H102V96H101ZM120 95H121V96H120ZM133 95H135V96L132 97ZM143 95H144V96H143ZM163 95H162V96H163ZM165 95H164V96H165ZM200 95H201V96H200ZM2 96H6V95H2ZM2 96H0V97H1V98H0V100H1V106H0V120H1L2 118H3V119L5 118V120H6V119H7V118H6V114H7V113L4 114L3 112H4V111L7 112V110H4V104H3L4 102H3V100H5V98H2ZM9 96H11V95H9ZM9 96H8V98H9ZM19 96H20V95H19ZM19 96H18L19 99H15V100H17L18 102H19V100H20V97H19ZM31 96H32V97H31ZM37 96H39V98H38ZM72 96H71V97H72ZM75 96H74V98H77V97H75ZM91 96H92V98L95 96V99H94V98L92 99ZM142 96H143L144 98H143ZM145 96H147V97H149V98H147V97H145ZM162 96H160V97H161L160 100H163V98H165L164 96H163V98H162ZM15 97H14V98H15ZM96 97H97V98H96ZM114 97H115V98L117 97V98H116V101H117V102L115 101V102H116V105H113L114 102L112 103ZM193 97H194V98H193ZM196 97H197V98H196ZM12 98H13V97H12ZM72 98H73V97H72ZM89 98H90V99H89ZM135 98H136V99H135ZM178 98H179V96H178ZM192 98L194 99L193 101H192ZM2 99H3V100H2ZM97 99H98V100H97ZM119 99H120V100H119ZM144 99H146V100H144ZM203 99H204V100H203ZM10 100H11V103L14 102V99L12 100V99L10 98ZM21 100H22V99H21ZM24 100H22L21 102H23ZM32 100H33V101H32ZM114 100H115V99H114ZM133 100H134V101H133ZM152 100H153V99H152ZM179 100H180V99H179ZM5 101H7V97H6V100H5ZM12 101H13V102H12ZM31 101H32V103H31ZM146 101H147V102H146ZM155 101H156V100H155ZM187 101H189V102H187ZM7 102H10L9 99H8ZM15 102H16V101H15ZM15 102H14V103H15ZM18 102H16V103H18ZM21 102H20V104H21ZM73 102H74V103H73ZM121 102H122V103H121ZM143 102H144V103H143ZM149 102H150V100H149ZM177 102L179 103L178 99H177ZM16 103H15V104H16ZM77 103H78L79 105H78ZM150 103H151V102H150ZM152 103H155L154 100H153ZM156 103H157V102H156ZM180 103H181V102H180ZM180 103H179V104H180ZM182 103H184V102H182ZM182 103H181V105L183 106ZM195 103H198V104H195ZM203 103H205V102H203ZM5 104H6V105H5V108H6V107L8 108L7 105H9L10 103H9V104L5 103ZM76 104H77L78 106H76ZM142 104H143V105H142ZM2 105H3V107H2ZM105 105H106V106H105ZM112 105L114 106L113 108L111 107ZM149 105H150V104H149ZM187 105H188V104H187ZM67 106H68V107H67ZM145 106H146V105H145ZM147 106H148V105H147ZM184 106H185V105H184ZM138 107H139V108H138ZM189 107H191V106H189ZM193 107H194V106H193ZM1 108H2L3 110H2ZM26 108H27V109H26ZM80 108H78L77 110L79 111ZM95 108H96V109H95ZM145 108H146V107H145ZM182 108H183V107H182ZM32 109H33V111H32ZM114 109H115V113H116V114H113L114 111L112 112V110H114ZM137 109H138V110H137ZM184 109H185V111H186V110H187V111H188V110L191 111L190 108L188 109V108H186V106L184 107ZM1 110H2V111H1ZM94 110H96V113L94 112L96 115L94 114V116H97L98 118H97V117L94 118V116H93V114H92ZM36 111H37V112H36ZM62 111H61V113H62ZM71 111H72V112H71ZM82 111H84V113L86 112L85 110H81V111H79V113H81V115L83 114ZM34 112H35V113H34ZM66 112H67V113H66ZM160 112H164V111L162 110V111H160ZM165 112H166V111H165ZM61 113H59V114H61ZM79 113L76 115V117L81 116V115H79ZM88 113L86 112V114H88ZM138 113H139V112H138ZM154 113H155V111H154ZM157 113H158V114L155 115V117L152 116L153 119H155V120L153 121V122H155V123H153V124L155 125V127H152L153 130H151L150 127H148V125H149L150 123H152L151 121L153 120V119H151L152 117L150 118L151 115L148 116V118L151 120V121L148 120V121H149V124L146 125V126L144 125V128L142 127V126H143V125H142V126L140 127L141 129L139 128L140 131L136 130V131H138V132H136V133L141 132V133L139 134L140 136L137 135V136H139L138 139H137V136L135 137V139H137V142H135V143L137 144V146H136V144H134L135 147H137V148L135 149V151H137V149L140 150V154H139V156L141 155V153H143V155H144V154L146 155V154H148V153H151V151H154V150H155V147H156V146L154 147V145H155V144H154V145L152 146V148H154V150H151V145H152V143H153V141L151 142V138H152V140L155 141L154 138H156V137L153 138L154 134H153V135L151 134L152 136L149 135L150 132H149V131L147 132V130L155 131L154 129H157L156 126L158 127V125H160V126L158 127V129H157V130H159V129H160V130H159V131L156 130V131H155V132H156L155 135L157 136V138H156L157 140H158L159 136H161V135L163 136V137H162L163 139H159V141H158L156 144H158V143L160 142V143L162 144L163 147H161V146H160L161 144L159 143L160 145H159V147H158V149H159L158 151L163 150V148L166 147V145H167L166 143H167V141H168L167 139H170V138H171L170 135L173 136L174 138H176V134H173V133H172L173 135L170 134L171 131H172V128L175 126V125H174L175 122H174V123L171 122L173 118H170V119H171V121H170V119H168L169 117H165L166 114H167V116H168V112H166L165 115L162 114V113L159 114V111H158ZM34 114H35V115H34ZM73 114H71V115H73ZM86 114H85V115H86ZM133 114H134V116H133ZM135 114H136V115H135ZM141 114H142V113H141ZM3 115H5V116H3ZM62 115H61V116H62ZM78 115H79V116H78ZM83 115H84V114H83ZM114 115H115V116H114ZM118 115H119V116H118ZM152 115H154V114H152ZM163 115H164V118H162ZM170 115H171V114H170ZM86 116H88V115H86ZM90 116H91V117H90ZM156 116H158V117H156ZM171 116H172V115H171ZM27 117H28V118H27ZM35 117H36V116H35ZM58 117H59V116H56V119H59ZM72 117H73V116H72ZM83 117L85 118V116H83ZM83 117L81 116V118H83ZM113 117H114V121H111V122H110L109 120H111V119L113 120ZM115 117H116V119H115ZM131 117H132V118H131ZM159 117H161V118H159ZM173 117L175 118V120H176L177 118H178V119L180 118L179 116H176V115H174ZM176 117H177V118H176ZM182 117H183V116H181V118H182ZM26 118H27V121H28V122L26 121ZM79 118H80V117H79ZM86 118H87V117H86ZM88 118H87V119H88ZM96 118H97V120H96ZM137 118H139V116H137ZM24 119H25V121H24ZM94 119H95L96 123H95ZM178 119H177L176 121H178L179 123H175V124H180L181 121L178 120ZM183 119H184V118H183ZM183 119H182V120H183ZM15 120H16V121H15ZM62 120H64V121H62ZM73 120H74V121H73ZM158 120H159L160 122H159ZM161 120H162V121H161ZM167 120H168V121H167ZM175 120L173 119V121H175ZM55 121H56V120H55ZM80 121H82V119L79 120V123H80ZM92 121H93V122H92ZM130 121H132V122H130ZM166 121H167L168 123H167ZM169 121H170V122L172 123V125H174V126L170 125L171 128H170V127L166 128V127L168 126V125H166V123L169 124ZM58 122H56V123H58ZM70 122H71V123H70ZM109 122H110V124H111V123H112V124L110 125ZM53 123H54V122H53ZM87 123H88V124H87ZM156 123H157L158 125H157ZM181 123H182V122H181ZM73 124H75V125L77 124V128H75L76 126L73 125ZM19 125H20V124H19ZM83 125H84V126H83ZM126 125H127V126H126ZM130 125H131V124H130ZM154 125H152V126H154ZM163 125H164V126H163ZM65 126H66V127H65ZM74 126H75V127H74ZM89 126H90V125H89ZM262 126H263V125H262ZM73 127H74L75 129H74ZM145 127H147V129H146ZM162 127H164V128H162ZM6 128H5V130H7ZM68 128H69V129H68ZM87 128H88L89 130H88ZM142 128L145 129L144 134H143V129H142ZM161 128H162L163 130H164L165 128H166V129H169V130L171 129L170 131L167 130L168 132H170L169 135H168V132H165L166 130L164 131V134L166 133L165 136L168 135V136H167L168 138L166 137V139H165V140H167V141L164 140L165 136L163 135V133L161 134V132H162V131H161V130H162ZM0 129H2V128L0 127ZM53 129H54V128H53ZM85 129H87V130H85ZM2 130H4V129H2ZM5 130H4L3 132H5ZM76 130H75V131H76ZM79 130H78V131H79ZM121 130H122V131H121ZM141 130H142V131H141ZM53 131H54V130H52V127H51V131H50V133H52ZM87 131H88V132H87ZM89 131H90V132H89ZM92 131H94V132L92 133ZM114 131H113V133H114ZM3 132H2V133H3ZM83 132H84V133H83ZM110 132H111V133H110ZM145 132H146V133H145ZM155 132H154V133H155ZM6 133H5V135H6ZM50 133H49V135H51ZM70 133H71V134L73 133V134L70 135ZM106 133H107L108 135H107ZM115 133H116V134H115ZM115 133H114L115 135H118V134H117V131H116ZM125 133H127V132H125ZM52 134H53V133H52ZM58 134H59V135H58ZM79 134H80V135H79ZM157 134H159V135H157ZM0 135H1V134H0ZM2 135H3V134H2ZM60 135H61V136H60ZM67 135H68V136H67ZM69 135H70L72 138H70ZM112 135H113V134H112ZM115 135H114V137H115ZM121 135L123 136L124 134H120V135H118V136H120V138H118V137H115L116 139H115L114 137H113V138H114L115 140H117V138H118V140L123 139L124 142H125V140L127 141L128 139H130V138L126 137V136L129 135V133L126 134V136H125L126 138H125V139H124V137L121 138V137H122ZM148 135H149V136H148ZM51 136H52V135H51ZM57 136H58V137H57ZM62 136L65 137L66 140H65ZM85 136H86V137H85ZM131 136H132V135H131ZM150 136H151V137H150ZM178 136H179V135H178ZM16 137H17V138H16ZM61 137H62V138H61ZM103 137H104V138H103ZM18 138H19V140H18ZM49 138H50V137H49ZM68 138H70L71 140L68 139ZM113 138H112V139H113ZM160 138H161V137H160ZM174 138H171V139H174ZM11 139H9V140L11 141ZM14 139H13V140H14ZM78 139H79V140H78ZM114 139L111 140V141H108V142H110L111 144H113ZM132 139H133V138H132ZM176 139H179V137H177ZM0 140L2 141V137L0 138ZM7 140H6V141H7ZM53 140H55V141H53ZM67 140H70V141H69L70 144H71L72 141L75 142V143H78V144H76V147H78V148H76L75 151H74L73 149L75 148V145H73V148L71 147L72 150H70V149L68 148L69 145L67 144ZM77 140H78V142H77ZM80 140H81V141H80ZM82 140H83V141H82ZM138 140H139V141H138ZM157 140H156V141H157ZM161 140H164V141L161 142ZM56 141H57L58 143H57ZM60 141H61V142H60ZM112 141H113V142H112ZM131 141H134V139L131 140ZM131 141L129 140V142H131ZM156 141H155V142H156ZM73 142H72V144H73ZM79 142L81 143L82 148H80V144H79ZM99 142H100V143H99ZM108 142H107V143H108ZM4 143H5V144H4ZM59 143H60L61 145H60ZM62 143H63V144H62ZM64 143L67 144L68 146L65 145ZM110 143H109V144H110ZM118 143H119V141H118ZM131 143H132V142H131ZM133 143H134V142H133ZM149 143H151L150 146H149ZM16 144H17V143H16ZM19 144H20V146H19ZM54 144H56V145H58V146H56V145H54ZM126 144H127V142H126ZM138 144H139V145H138ZM12 145H13V146H12ZM22 145H23V144H22ZM46 145H47V146H46ZM63 145L65 146V148L63 147ZM78 145H79V146H78ZM83 145H84V146H83ZM14 146H16L17 149H16V147H14ZM18 146H19V148H18ZM103 146H104V147H103ZM13 147H14L15 149H14ZM56 147H59V149H60V147H61V149H60V150H61V154H60V150H57L58 152L56 151V153H55V158H54V152H53V153H51V152H52V150H53L54 148H55V149H58V148H56ZM66 147H67V148H66ZM69 147H70V146H69ZM149 147H150V148H149ZM160 147H161L162 149H160ZM4 148H5V147H4ZM36 148H35V150H36ZM41 148H39V149H41ZM79 148H80V150H78ZM83 148H85V149H83ZM100 148H101V149H100ZM31 149L34 151V154H35V155L32 153L33 155L31 156V154H30V153H31V152H30ZM55 149H54V150H55ZM81 149H82V150H81ZM5 150L8 152L7 149H5ZM23 150H24V149H23ZM25 150H24V151H25ZM42 150H40V151L37 150V151H39L38 154H40L41 152H43ZM102 150H103V151H102ZM106 150H105V151H106ZM108 150H109V149H108ZM139 150H138V151H139ZM146 150H148V153H144ZM156 150H157V148H156ZM16 151H17V152H16ZM18 151H19V152H18ZM48 151L51 153V155L53 156L54 159L49 158V157H50V153H48ZM70 151H71V152H70ZM73 151H74V153H73ZM76 151H78L79 153H76ZM81 151H82L83 153H81ZM21 152L23 153L22 156H21V154H19V153H21ZM29 152H30V153H29ZM65 152H66V157H65ZM98 152H99V153H98ZM106 152L109 153L108 151H106ZM106 152H105V154H106ZM110 152H111V151H110ZM146 152H147V151H146ZM9 153H8V154H9ZM44 153H42V154H44ZM68 153H70V154H68ZM72 153H73L74 155L76 154V156L74 157V155H73ZM103 153H102V154H103ZM111 153H113V156L110 154V157H113V159H114V158H115L114 155H116V154H115V152H113V151H112ZM134 153H135V152H134ZM136 153H138V152H136ZM17 154H19V156H21V157L18 158ZM56 154H57V155H56ZM62 154H63V155H62ZM79 154H80V155H79ZM81 154H82V155H81ZM105 154H103V156H102V157L100 156L99 158L102 159V160H104V159H108L109 156H108V155L105 156ZM261 154H262V152H261ZM24 155H25V157H24ZM68 155H70V156L68 157ZM259 155H260V154H259ZM263 155H264V152H263ZM263 155H262V158H261V156H259V158H260V160L263 159V162H264V157H263ZM16 156H17L18 159L16 158ZM43 156H42V157H43ZM52 156H51V157H52ZM61 156H63V157H61ZM22 157H24V158L22 159ZM80 157H81V158H80ZM103 157H106V158H103ZM14 158H15L16 160H15ZM25 158H26V159H25ZM30 158H31V159H30ZM46 158H45V159H46ZM72 158H73V159H72ZM91 158H92V159H91ZM40 159H41V158H39L38 160H40ZM49 159H51V160H49ZM71 159H72V160H71ZM96 159H98V158H96ZM100 159H99V161H102V160H100ZM111 159H112V158H111ZM113 159H112V161L115 162ZM7 160H8V159H7ZM14 160H15V161H14ZM19 160H20V162H19ZM30 160H32L33 162L30 161ZM38 160H36V161L38 162ZM43 160H44V157H43ZM67 160H68V161H67ZM73 160H74V162H73ZM84 160H86V161H84ZM41 161H42V160H41ZM44 161H45V160H44ZM91 161H90V162H91ZM109 161H110V160H109ZM17 162H18V163H17ZM31 162H32V163H31ZM113 162H112V164H114ZM38 163H39V162H38ZM40 163H42V162H40ZM43 163H46V162H43ZM70 163H71V164H70ZM72 163H73V164H72ZM82 163L85 164V167H86L87 170L85 169V167H84V165H83ZM109 163H111V161H110ZM233 163H234V164H233ZM9 164H8V165H9ZM66 164H67V165H66ZM76 164H77V165H76ZM90 164H92V165L94 166L95 163H90ZM100 164H101V163H100ZM100 164H99V165H100ZM112 164H110V166H111ZM115 164H116V162H115ZM231 164H232V166L230 165V169H231V167L233 168V166H234L235 164H236L235 166L237 167V162L235 163L234 160L232 161ZM10 165H9V167H10ZM22 165H23V166H22ZM26 165H27L28 168L26 167ZM46 165H45V166H46ZM92 165H91V166H92ZM99 165H98V166H99ZM31 166H30V168H31ZM38 166H39V165L36 164V169L38 168ZM50 166H51V167H50ZM93 166L90 167V170H92V168H94ZM95 166L97 167V165H95ZM102 166H103V164H102ZM11 167H10V168H11ZM22 167H23V169H22ZM34 167H33V168H34ZM83 167H84V168H83ZM96 167H95L96 170L100 169V168L97 169ZM114 167H115V166H114ZM33 168L31 169L32 171H30V169H29V172H27V173L30 174V176H33V174L31 175V173L34 172V171H33V170H34ZM68 168H69V169H68ZM105 168H107V167H105ZM108 168H109V167H108ZM110 168H111V167H110ZM234 168H235V167H234ZM234 168H233V170L231 169V170H229V171H234V173H235L237 170H236V169L234 170ZM263 168H264V167H263ZM263 168L260 170V171H261V174H262V172H263ZM111 169H112V170L114 169L113 166H112ZM117 169H118V170H117ZM128 169H129V168H128ZM13 170H14V169H13ZM17 170H14V171H17ZM72 170H73V171H72ZM82 170H83V172H82ZM112 170H110V171H112ZM114 170H115V169H114ZM119 170H120V168L116 167V170H115V171H119ZM25 171H26V172H25ZM36 171H37V170H36ZM79 171H80V172H79ZM102 171H103V170H102ZM115 171H112V172H113V175H114V173H115L116 176H117L119 173L117 174ZM122 171H123V170H122ZM122 171H121V172H122ZM229 171H228V172H229ZM30 172H31V173H30ZM68 172H69V173H68ZM77 172H78L79 174H78ZM89 172H90V171H89ZM93 172H94V171H93ZM104 172H105V169H104ZM107 172H108V171H107ZM119 172H120V171H119ZM132 172H133V173H132ZM228 172H227V174L230 173V172H229V173H228ZM21 173H22V174H21ZM49 173H50L51 175H48ZM72 173H73V174H72ZM76 173H77L78 175H77ZM81 173H82V174H81ZM95 173L97 174L96 171H95ZM95 173H94L93 175H96ZM131 173H132V174H131ZM234 173H233V175H234ZM29 174H28V175H29ZM34 174H36V172H35ZM106 174H107V173H106ZM106 174H104L105 177H106ZM123 174H124V173H123ZM231 174H232V173H231ZM231 174L228 175V178L231 176ZM263 174H264V172H263ZM23 175H24V174H23ZM75 175H76V176H75ZM79 175H80V176H79ZM81 175H82V176H81ZM87 175H88V176H87ZM89 175H90V176H89ZM113 175H112V176H113ZM131 175H132V176H131ZM235 175H237V172H236ZM24 176H25V175H24ZM30 176H29V177H30ZM35 176H36V175H35ZM35 176H34V177H35ZM70 176H71V177H70ZM73 176H75V177H73ZM77 176H78V177H77ZM83 176H84V177H83ZM96 176H97V175H96ZM226 176H227V175H226ZM26 177H28V176H26ZM50 177H51V179H50ZM81 177H82L83 179H82ZM103 177H104V176H103ZM123 177H124V178H123ZM233 177H234V176H233ZM235 177H236V176H235ZM235 177H234V178H235ZM36 178H39V177H36ZM45 178H44V179H45ZM70 178H71V179H70ZM79 178H80V181H81V182L78 180ZM90 178H91V177H90ZM90 178H89V179H90ZM98 178H99L100 180H99ZM216 178H218V176H217ZM236 178H237V177H236ZM260 178L262 179L263 177L260 176ZM26 179H27V178H26ZM31 179H32V177H31ZM39 179H40V178H39ZM42 179H43V178H42ZM67 179H68V180H67ZM74 179H75V180H74ZM123 179H124V180H123ZM224 179H225V177H224ZM224 179H223V181H224ZM230 179L233 180L232 178H230ZM32 180H36V179L34 178V179H32ZM32 180H31V181H32ZM37 180H38V179H37ZM76 180H77V181H76ZM93 180H94V179L91 178V181H93ZM119 180H120L121 182H120ZM122 180H123V181H122ZM217 180H218V181L220 180V176H219V179H217ZM231 180H230V181H231ZM38 181H39V180H38ZM58 181H59V182H58ZM100 181H101V183H100ZM225 181H226V184H228V183L230 182V181L227 179V177H226ZM225 181H224V183H225ZM228 181H229V182H228ZM236 181H237V179H236L235 181L233 180V186L230 185V186H228L229 188L226 186V184L224 185V187H226V188H224V190L227 192L228 190H226V189L228 188V189H230V191H228L227 193H225V191H224L223 193H224L225 196L227 197L226 194H229V192H231V193H230V196H231L230 199H233V200H234V197L237 196V195H242L243 197H245V196H246V190H247V189L250 190V188L248 187V188H243V190L239 189V190H240V192H239L238 189L235 188V187H237L236 184H235ZM29 182H30V180H29V178H28V183H29ZM82 182H83V183H82ZM94 182H96V180H95ZM94 182H93V184L95 185ZM122 182H123V183H122ZM227 182H228V183H227ZM31 183H32V182H31ZM37 183H39V182H37ZM52 183H53V184H52ZM89 183H90V181H89ZM104 183H105V184H104ZM107 183H108L109 185H111L110 187H112V189L114 188L112 191H110L111 188H108L109 185H108ZM111 183H112V184H111ZM114 183H115V184H114ZM221 183H223V182L221 181ZM224 183H223V184H224ZM230 183L232 184V181H231ZM51 184H52V185H51ZM71 184H72V185H71ZM39 185H40V186H39ZM43 185H44V186H43ZM50 185H51V186H50ZM82 185H83V186H82ZM102 185L105 186V187H102ZM106 185H107L108 187H107ZM228 185H229V184H228ZM254 185H255V184H254ZM254 185H253L252 187H253V189H256V186H254ZM25 186H24V187H25ZM117 186H118V187H117ZM231 186L234 187V189H232ZM66 187H68V188H66ZM93 187H94V189H93ZM99 187L102 188V189L100 190ZM254 187H255V188H254ZM82 188H83V189H82ZM85 188H86V189H85ZM96 188H97V189H96ZM237 188H238V187H237ZM27 189H26V190H27ZM77 189H78V190H77ZM81 189H82V190H81ZM106 189H107V190H106ZM20 190H22L23 193L20 192ZM103 190L106 191V192H104ZM231 190H232V191H231ZM77 191H79V192L81 191L80 194H82V195H81L82 197H78V198H76V197H77V193H78ZM84 191H85V192H84ZM13 192H14V193H13ZM72 192H73V193H72ZM132 192H133V194H132ZM234 192H235V193H234ZM236 192H237V194H236ZM75 193H76V194H75ZM84 193H85V194H84ZM238 193H239V194H238ZM240 193H241V194H240ZM74 194H75L76 197H74ZM224 194H223V195H224ZM18 195H19V194H18ZM134 195H135V196H134ZM221 195H222V194H221ZM54 196H55V197H54ZM59 196L62 197V198H60ZM78 196H79V195H78ZM86 196H87V197H86ZM92 196H93V197H92ZM95 196H96V197H95ZM106 196H107V197H106ZM110 196H111V197H110ZM133 196H134V197H133ZM225 196H224V197H225ZM230 196L228 195V197H230ZM11 197H12V198H11ZM72 197L75 198V199H73ZM89 197L92 198V201H91V198H89ZM94 197L96 198L95 200H94ZM212 197H213L214 201H216V198H217V197H215V198H214V196H212ZM212 197H211V200H213ZM218 197H219V195H218ZM220 197H222V196H220ZM220 197H219V198H220ZM7 198H8V199H7ZM13 198H14V199H13ZM44 198H45V199H44ZM49 198H50V200H51V198H52V200H51L50 203H49V200H47V199H49ZM69 198H70V199H69ZM81 198L83 199V202H82V199H81ZM87 198H89L90 201H89ZM6 199H7L8 201H7ZM53 199H54V200H53ZM79 199H80L81 202L79 201ZM86 199H87L89 202H88ZM209 199H210V198H209ZM5 200L7 201L6 203H4ZM46 200H47V201H46ZM60 200H61V201H60ZM93 200H94V201H93ZM110 200H111V201H110ZM211 200H210V201H211ZM217 200H218V199H217ZM245 200H246V199H245ZM18 201H19V200H18ZM59 201H60V202H59ZM76 201H77V202H76ZM108 201H109V202H108ZM137 201L140 203V205H139V203H138ZM43 202H44V203H43ZM45 202H46V203L48 202L47 205H46ZM52 202H54V203L52 204ZM90 202H94V203L96 202V204L99 203L101 206H100L99 204H97V205H99L100 207L97 206V205H94V204H93V206H94L95 208L89 209V207H90L89 205L92 204V203H90ZM110 202H111V203H110ZM141 202H142V201H141ZM208 202H209V200L205 202V206L207 205ZM239 202H240V203H238L237 207H240V206H241V202H242V201H239ZM16 203L18 204L19 202H16ZM117 203H118V204H117ZM210 203H212V204L215 205V207H216V204H214V203H216V202L213 203V201H212V202H210ZM210 203H209V206H212ZM38 204H39V206L41 205V207H39V209L37 208V205H38ZM80 204H81V205H80ZM109 204H110V205H109ZM242 204H243V202H242ZM42 205H44V206H42ZM45 205L48 206V207H45ZM59 205H60V206H59ZM106 205H108L109 207H108V206L106 207ZM118 205H120V206H118ZM4 206H3V209L5 208ZM50 206H51V208H53L54 206H55V208H58V209L53 208V210H57V212H58V214H56L57 212H55V214H56L55 218L53 217V216L55 215L54 212H53V210H51L52 212L48 211V209H50ZM91 206H92V205H91ZM8 207H6V208H8ZM44 207H45V209H40V208H44ZM84 207H85V208H84ZM97 207L100 208V209H98V211L100 210L101 212L104 211V209H106V210L108 209V210L106 211V213L110 211V214H109L110 216H109L108 214H107L108 216H106V218L110 217V218H108V219H111V217H112L111 221H110V220L108 221V222H110V223L107 222L108 219H105L106 222L104 221V222L107 223V224H105L103 221H100V220H102V217H101V216H104L103 213H101L102 215L100 214V215H101V216H100L101 218H99V217L97 218V216H99L98 213L95 212ZM112 207H113V208H112ZM119 207H120V208H119ZM144 207H145V208H144ZM6 208H5V209H6ZM90 208H91V207H90ZM109 208H110V210H109ZM116 208H118V209H116ZM207 208H208V205H207ZM207 208L205 207V210H206ZM213 208H214V207H212L210 210H209V208H208L207 211H208L209 213H210L211 211H213V214L216 213L215 210L217 211L218 208H215V210H212ZM113 209H114L115 211H117L118 214H114V212L112 211ZM37 210H36V212H37ZM92 210H95V211H94V212H95V213H94V214H95L94 217H96L95 220H96V219L99 220V221H98V222H100L99 224L97 223V221H96V223L94 222L95 220H94L93 217H92V216L94 215L93 212H91ZM119 210H120V211H119ZM34 211H35V210H34ZM86 211H87V212H86ZM100 211H99V213H100ZM31 212H32V211H31ZM90 212H91V213H90ZM104 212H105V211H104ZM117 212H116V213H117ZM119 212H120V213H119ZM130 212H131V213H130ZM217 212H220V210L217 211ZM233 212H234V210H233L232 213H230V214H225V215H227V217L224 216V215L221 216V215H219V214L216 213L215 215H213V218L211 217L210 220H209V223H208V224H209L210 226H209V225L206 226V224H205V228L208 227V229H206V230H208V231H205V229H203V230H204L206 233H207V232H208V233H207V234L204 233L203 236L206 234L204 239L206 240V238H208V239H207L208 243H209V239H212V238H213V239H215V240L212 239V240H210V242H212V244L215 243V245H219V246H221V248H222V247H223L228 241L231 242V239H230V238H232V237H230V236H232V235H231L232 230H230V228L228 229V226H227L228 223H227V222L229 221V218L231 217V214H233ZM42 213H43V214H42ZM88 213H89V214H88ZM106 213H105V215H106ZM4 214H5V215H4ZM31 214H34V213H31ZM31 214H30V212H29V215H31ZM45 214H46V215H45ZM91 214H92V216H91ZM220 214H222V212H221ZM2 215H1V216H2ZM41 215H42V216H41ZM43 215H44V216H43ZM47 215H48V218L50 217V215L52 216V218H54V219H51V218L48 219V218H47V220H48V224H47L46 222H44V221H46V220H44V218H46ZM88 215H89V216H88ZM233 215H234V214H233ZM233 215H232V218H233V217H236V218H237L236 215H235V216H233ZM3 216H2V217H3ZM32 216H33V215H32ZM32 216H30V217H32ZM67 216H68V218H67ZM85 216H87V217H85ZM214 216H219V217L216 218V217H214ZM228 216H230V217L228 218ZM40 217H41V218H40ZM90 217H91V219H93V222H92V223H94V224H92V229H89V227L91 228V226H90V224H91V219H89L90 221L88 220V218H90ZM117 217H118V218H117ZM128 217H125V218H128ZM223 217H224V218H223ZM225 217L228 218V219H225ZM103 218H105V217H103ZM121 218H123V217L121 216ZM236 218H235V219H236ZM212 219H213V222H211V224H212V225H211V224H210V221H211ZM215 219H216V220H215ZM218 219L220 220V224H221L224 220H226V221L228 220V221L225 222V223L223 222L225 225L222 223V225H223V229H222V226H221V227L219 226V221H218ZM222 219H224V220L222 221ZM1 220H2V221H1ZM33 220H34V221H33ZM73 220L78 221V222H79V225H81V226H76V227L73 226V227H71L70 225H67V224H71V225H72L73 223H75V221H74L73 223H70V222H72ZM85 220H86V221H85ZM118 220H119V221H118ZM123 220H124V218H123ZM125 220H126V219H125ZM116 221H117V222H116ZM216 221H217V222H216ZM232 221H234V220H232ZM232 221H230L228 225H230V224H234V223H232ZM81 222H82V223H81ZM112 222H113V223H112ZM114 222H115V224H114ZM40 223H41V225L44 224V228H43V227H39V228H37L38 225H39ZM45 223H46L47 225H45ZM84 223H85V224H84ZM86 223H87V224H86ZM116 223H117V224H116ZM35 224H38V225L35 226ZM82 224L85 225V226L83 227L84 229H82ZM102 224H103V226H102ZM104 224H105V225H104ZM188 224H189V222L186 223V224L184 223L183 225H184V227H187V226H189ZM4 225H5L6 227H3ZM75 225H78V223H76ZM87 225H88V226H87ZM111 225H112V226H111ZM185 225H187V226H185ZM216 225H217V226H216ZM39 226H40V225H39ZM48 226H49V227H48ZM67 226H68V228H67ZM110 226H111V227H110ZM218 226H219V228H218ZM224 226L226 227L225 229H224ZM2 227H3V230L1 229ZM79 227H80V229H77V228H79ZM87 227H88V228H87ZM94 227L97 229L98 232H97L96 230H94V229H95ZM114 227H115V228H114ZM40 228H41V230H45V229H46V231H45V232H42L41 230H38V229H40ZM42 228H43V229H42ZM47 228H48V229H47ZM49 228H50V230H51L52 232L49 230ZM51 228H52V229H51ZM69 228H70V229H69ZM71 228L74 230V232H72L73 230H72ZM75 228H76V229H75ZM85 228H86V229H85ZM111 228H112V230H111ZM116 228H117V229H116ZM210 228H211V229H210ZM216 229H217V231L215 232ZM226 229H228V230H226ZM47 230H48V231H47ZM59 230H60V231H59ZM88 230H89V231H88ZM209 230H210V231H209ZM223 230H226V231L223 233ZM49 231H50V232H49ZM56 231H57V232H56ZM68 231H69L70 233H68ZM104 231H105L106 233H105V234H101V233L104 232ZM111 231H112V232H111ZM204 231H203V232H204ZM47 232L51 233V234H50L51 236H50ZM65 232H66V233H65ZM80 232L85 233V235H84V234L80 235ZM226 232H227V233H226ZM56 233H57L58 235H56ZM67 233H68V234H67ZM74 233H75V234H74ZM86 233H87L88 235H89V234H90V235L92 234V235H91V239H90V235L88 236L89 238H87V239H88V240L90 239L88 242H86V241H87V239H86V235H87V234H86ZM97 233H98V234H97ZM215 233H216V236H215ZM228 233L230 234V236H227ZM6 234H7V235H6ZM100 234H101V236L104 235V236H103L104 238L101 237V236H99ZM106 234H108V235H106ZM112 234H113V235H112ZM225 234H226L227 237H225ZM229 234H228V235H229ZM14 235H15V236H14ZM31 235H32V236H31ZM45 235H46L47 237H46ZM55 235H56L57 237H56ZM69 235H71L72 237H70ZM73 235H75V236H73ZM109 235H110V236H109ZM208 235H210V236L212 235V236L210 237V236H208ZM219 235H220V237H217V236H219ZM49 236H50V238H52L51 240H55V241L58 240L59 244H58V242H56V243L54 244V246H55L54 248H52V249L49 248V252H50V253H49V256H48V248H46L47 245L43 244L44 242H42V241H44V240H42L41 238L45 239V243H46V241H49V240H50ZM53 236H54V237H53ZM80 236H84L85 239L83 238V241H82V237L80 238ZM95 236H96V237H95ZM206 236H207V237H206ZM213 236H214V237H213ZM12 237H13V238H12ZM21 237H22V238H21ZM29 237H30V238H29ZM33 237H34V238H33ZM37 237H39V238H37ZM40 237H41V238H40ZM76 237H77V239H76ZM99 237L102 238V239L100 238V243H99ZM229 237H230V238H229ZM24 238H25V239H26V238H27V239L29 238L30 240H27V239L24 240ZM47 238H48V239H47ZM60 238H61V239H60ZM96 238H98V242H97V239H96ZM220 238L223 239L224 243L222 242V240H221V242H220V240H219ZM227 238H229L230 240L227 239ZM233 238H235V236H233ZM22 239H23V240H22ZM40 239L42 240V241H41L42 244H41V243H40V244L38 243V242H40ZM46 239H47V240H46ZM65 239H66V240H65ZM70 239H71L72 242L70 241ZM72 239H73L75 242H74ZM225 239H226V240H225ZM78 240H79V241H78ZM84 240H86V241H84ZM105 240H106V239H105ZM205 240H203V241H205ZM227 240H228V241H227ZM17 241H18V240H17ZM26 241H27V242H26ZM28 241H29V242H28ZM36 241H37L38 244L36 243ZM61 241H62V243H60ZM77 241L79 242L78 244H79L80 248H81V246H82V248H81L82 250H80L79 247L77 248V249H79V250H77V251H79V252H77V251L75 252V251H74V250H75V249H74V245H75V243L77 244ZM90 241H91V242H90ZM93 241H94V242H93ZM95 241H96V242H95ZM106 241H107V240H106ZM187 241H189V240H187ZM187 241H184V242H183V243H185L184 246L188 248V249H187V248L184 247L183 250H185V253H187V251H189V247L192 246V245L189 246L188 244H190V243L192 244V243L195 242V241H193V240H190V243H186ZM191 241H193V242H191ZM203 241H202L201 244L205 247L204 244L207 243V242L203 243ZM213 241H214V242H213ZM217 241H218V242H217ZM5 242L7 243V245L5 244ZM22 242H23V243H26V245H23ZM73 242H74V244H73ZM89 242H90V244H89ZM92 242H93V244H92ZM53 243H54V242H53ZM82 243H83V244H82ZM87 243H88V244H87ZM217 243H218V244H217ZM62 244H63V245H62ZM64 244H65L66 246H65ZM98 244H99V245H98ZM11 245L9 246V247H10V251H11V248H12ZM19 245L21 246V248L24 247V249H21V248L19 247ZM39 245H44V247H45L46 249L44 250L42 247H41V249H40L39 247L37 248V246H39ZM57 245H59V246L57 247ZM72 245H73V247H72ZM92 245H93V247H92ZM97 245H98V246H97ZM186 245H187V246H186ZM202 245H200L201 248L203 247ZM206 245H207V244H206ZM60 246H61V247H60ZM188 246H189V247H188ZM29 247H30V248H29ZM47 247H48V246H47ZM66 247H67V249H65ZM76 247H77V245H76ZM76 247H75V248H76ZM83 247H84V250H83ZM90 247H91V248H90ZM19 248H20V249H19ZM72 248H73L74 250H73ZM85 248H86V249H85ZM92 248H94V250H93ZM218 248H220V247H218ZM15 249H16V248H15ZM37 249H39V250L37 251ZM61 249H62V250H61ZM68 249H69L70 251H71V249L74 251V252L71 251L72 254H70V255H71L70 258H69V254H68V253H69V250H68ZM21 250H22V251H21ZM55 250H56V253L54 254ZM88 250H89V251H88ZM91 250H92L95 254H93V252H92ZM214 250H215V249H214ZM6 251H7V250H6ZM8 251H9V249H8ZM13 251H14V252H13ZM35 251H36V252H35ZM45 251H46V252H45ZM67 251H68V253H67ZM99 251H100V250H99ZM99 251H98V252H99ZM209 251H210V250H209ZM16 252L19 254V256H18V254H17ZM27 252H28V254H27ZM81 252H82V253H81ZM85 252H86V254H85ZM87 252H88V253H87ZM91 252H92V253H91ZM213 252H214V251H213ZM215 252H216V251H215ZM217 252H218V250H217ZM4 253H5V254H4ZM15 253H16V256H18L20 259L17 260V258L14 257V256H15ZM66 253H67V254H66ZM188 253H189V252H188ZM209 253H210V255L212 254V257H216V254L211 253V251H210ZM13 254H14V255H13ZM26 254H27V255H26ZM51 254H52V258L50 257ZM63 254H64V255H63ZM65 254H66V255H65ZM76 254H77V255H76ZM3 255H5V256H3ZM35 255H36V256H35ZM186 255H187V254H186ZM186 255L184 254L185 257H186ZM191 255H192V253H191ZM191 255H190V253H189V254L187 255L188 258H189V256H191ZM193 255H194V254H193ZM213 255H215V256H213ZM11 256H12V257H11ZM77 256H78V257H77ZM80 256H82V257H80ZM182 256H183V255H182ZM182 256H180V257H182ZM207 256H208V253H207ZM0 257H1V256H0ZM13 257H14L15 259H12ZM35 257H37L38 260H37ZM73 257H74V258H73ZM192 257H193V256H192ZM192 257H191V259H192L191 262H192V264H194L195 262L193 263L194 260H193ZM208 257H209V256H208ZM10 258H11V260H10ZM22 258H26V259H23V262H22ZM33 258H35V259L33 260ZM182 258H183V257H182ZM182 258H181V259H182ZM188 258H183V259H184L183 262H185V259L188 260ZM210 258H211V257H210ZM99 259H100V260H99ZM179 259H180V258H179ZM179 259H178L177 261H174L173 263H166V264H175V263H177V262L179 261ZM181 259H180V260H181ZM12 260H13V262H12ZM47 260H48V261H47ZM68 260H69V261H68ZM187 260H186L185 263H183L182 260H181V264H191L190 261H187ZM189 260H190V258H189ZM196 260H197V259H196ZM1 261H0V262H1ZM15 261H16V262H15ZM20 261H21V262H20ZM38 261H39V262H38ZM46 261H47V262H50V263H46ZM197 262H198V261H197ZM178 263H179V262H178ZM179 264H180V263H179ZM195 264H196V263H195ZM197 264H198V263H197Z\"/></svg>", "mask_w": 264, "mask_h": 264}]
</instances>
